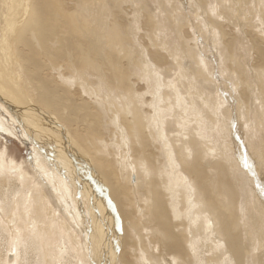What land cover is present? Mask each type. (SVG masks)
Masks as SVG:
<instances>
[{
	"label": "bare ground",
	"instance_id": "1",
	"mask_svg": "<svg viewBox=\"0 0 264 264\" xmlns=\"http://www.w3.org/2000/svg\"><path fill=\"white\" fill-rule=\"evenodd\" d=\"M127 1V0H126ZM129 2H130V0H128ZM142 1V0H141ZM146 2H147V0H145ZM196 2H202V0H195ZM236 3H237V5H235L236 6V9L234 10V11H232L231 13H235L238 17H240L241 18V16L243 15V14H246V12H247V10H250L251 8H252V5H251V3H250V0H234ZM132 2V1H131ZM142 2H144V1H142ZM146 2H144V4L146 3ZM127 2H125V0L124 1H122V0H0V91H1V94H0V106L1 107H3V108H7L8 110H7V112L6 113H8V112H11V111H14V110H12L11 109V107L13 106V105H11V103H12V101L13 100H15V101H17V102H19L20 100L25 104V105H27V107L26 108H28V109H30V110H28V111H30L31 113H32V111H35L36 109H38L37 107L36 108H34L32 105H30L29 103H30V100L28 101L27 100V98L23 95V91H25L28 95H30V97H31V99L35 102L36 100H38V102L40 103H44V104H46V106L48 107L47 109H48V111H47V113L50 111L51 113H53L54 114V112L55 113H61V111L64 109V102H62L61 103V99L64 97H62L61 98V94H60V90L59 89H61V88H59L58 89V87H57V85H52L51 83L52 82H50V79H49V77H47V75L46 74H44V71H47L48 72V70L46 69V68H49V67H45V63L43 62H40L39 60L40 59H38V61L36 60V54L37 53H40V51L42 50L41 48H37L38 49V52L36 53V50L34 49V48H36V46L34 45H32L30 42H27V41H29L30 39L32 40V38L33 39H35L34 41H37V34L36 35H34V33L32 34V36H30L29 38L27 37V35H28V31L30 30V25H29V19H30V17L32 16L33 18H36V20L39 18V21L40 22H38V27H40V30H42L43 29V31L45 30L44 29V27L46 28L48 25L47 24H45L44 23V21H46L45 19H41L40 17H41V15L43 16V15H49L48 13H52V11L54 10L53 9V7L54 8H59L58 10H60L59 11V14L62 16L63 15V13L64 12H69L68 14V17H69V21L71 20V17H70V13H71V15H72V17L74 16L75 18L77 17L76 16V14H78L79 12H81V10H83V12H85V4L87 5L86 7L89 9V8H91V10H92V8H94V9H96L97 10V8H106V6L105 5H107V6H110L111 8H116V9H119V11H120V8H124L125 6V4H126ZM133 3V2H132ZM131 3V4H132ZM139 3H141V2H139ZM138 3V4H139ZM250 3V4H249ZM89 4V5H88ZM138 4H134V5H132V6H134L135 8H136V6L135 5H138ZM143 4V3H142ZM159 4H162V2L160 1V3ZM127 5H129V4H127ZM138 6H140V4L138 5ZM127 7V6H126ZM140 7H142L141 8V10L143 9V6H140ZM139 7V8H140ZM144 7H145V9L146 10H148L149 8H150V6H149V4H147V5H144ZM161 7V6H160ZM67 9V10H65L64 11V9ZM129 8V7H128ZM173 8H175V11L174 12H176V6H173ZM52 9V10H51ZM98 9V10H99ZM129 9H131V7L129 8ZM161 9V8H160ZM64 12H63V11ZM90 10V11H91ZM132 10V9H131ZM136 10V9H135ZM138 10V9H137ZM144 10V9H143ZM151 10H152V8H151ZM177 10H178V8H177ZM55 11V10H54ZM125 11V10H124ZM124 11H122V13H124ZM133 11V10H132ZM158 11H160V10H158ZM157 11V12H158ZM162 11V10H161ZM36 12V13H35ZM152 12V11H151ZM94 13H96V12H94ZM99 13V12H98ZM133 13V12H132ZM140 13V12H139ZM156 13V12H155ZM176 13H178V15L180 14V12H176ZM55 14V13H54ZM53 14V15H54ZM58 14V15H59ZM97 14V13H96ZM95 14V15H96ZM142 14V13H141ZM140 14V15H141ZM158 14H160V12H158ZM162 14V13H161ZM242 14V15H241ZM247 14H251V12H247ZM53 15H51V16H53ZM57 15V14H56ZM124 15V14H123ZM131 15V14H130ZM135 15H137V18L136 19H138V14H135ZM149 15V14H148ZM153 16H154V14H152ZM152 15H150V16H152ZM99 16V15H98ZM143 16V15H142ZM145 16H146V14H145ZM150 17V18H153V20H154V17ZM156 16V15H155ZM160 16V15H159ZM173 16V15H172ZM187 16H188V14H187ZM59 17V16H58ZM66 17H67V15H66ZM67 17V18H68ZM82 17V16H81ZM123 17H125V16H123ZM129 17H131V16H128V18ZM45 18H46V16H45ZM48 18H49V16H48ZM64 18L65 17H62V18H60L61 20L63 19L64 20ZM75 18H73V19H75ZM111 18V17H110ZM119 18V17H118ZM127 18V17H126ZM148 18H149V16H148ZM147 18V19H148ZM189 18V17H188ZM263 18H264V14H263ZM66 19V18H65ZM81 19H83V17L81 18ZM99 19V18H98ZM98 19H96V18H93L92 17V20L90 21L91 23H96L97 22V20ZM112 19V18H111ZM146 19V18H145ZM48 20V19H47ZM51 20H52V17H51ZM57 20H59V19H55V21H57ZM62 20V21H63ZM121 20V19H120ZM119 20V21H120ZM124 20V19H123ZM122 20V21H123ZM127 20V19H126ZM125 20V21H126ZM129 20H131V19H129ZM141 20H143V19H141ZM150 20V19H149ZM152 20V19H151ZM150 20V21H151ZM190 20H192V18L190 19ZM62 21H57V24L56 25H54V27L53 28H51L52 30H53V32H51V31H49V32H47V34H45V33H43L42 35H50L51 33V35H53V33H54V30H58L59 28L62 30V28L60 27L61 26V24L59 25V23L61 22L62 23ZM67 21V20H66ZM72 21V20H71ZM71 21H70V25H72L71 24ZM99 21V20H98ZM105 21V20H104ZM118 21V22H119ZM132 21V20H131ZM130 21V22H131ZM137 21V20H136ZM139 21V20H138ZM168 21V20H167ZM176 21V20H175ZM259 21H260V18H259V20H258V23H259ZM53 22V21H52ZM59 22V23H58ZM68 22V21H67ZM74 22V21H73ZM76 22V21H75ZM73 23V28L71 29V30H69V31H71V33L69 34V35H67V38H65V39H63L61 36L62 35H64V34H60V32H55V34H54V36H52L51 38H50V41H49V36H48V44H52V42L54 41L53 39H57V40H55L54 42H53V45L52 46H54V43H56L55 45H57L59 48H61L62 49V51H61V49H59L60 50V52L59 53H57L60 57H59V60L58 61H60V59H62L63 57H62V52L64 53L65 51H67V52H70V54H73L74 52H76L75 51V49H78V48H76V45H77V43L79 42L80 43V45H79V49H78V52H77V55L79 54L80 55V57H82L83 58V60H82V63H83V65H81L80 67L82 68V67H84L85 68V65L86 66H88L89 65V67H92L93 68V66H94V64L92 65V63L91 62H88L87 60H88V57H92V58H102L101 57V54H102V52H103V50H106L104 47L105 46H102L101 44H102V41L105 39H103V36H102V32L100 31L101 29H99L100 28V26H93V27H91V26H89V28H86L87 27V25H90V24H87L86 25V27H84V26H82V28H81V30H80V32L76 29V26H78L77 24H78V22H79V20L77 21V24L76 23ZM121 22V21H120ZM119 22V23H120ZM140 23H141V21H139ZM56 23V22H55ZM54 23V24H55ZM65 23V22H64ZM80 23V22H79ZM82 23V22H81ZM112 23V22H111ZM114 23V22H113ZM127 23V22H126ZM139 23V25L141 26V24ZM160 23V22H159ZM31 24H32V22H31ZM48 24H50V26H51V23L49 22ZM66 24V23H65ZM100 24H101V22H100ZM106 24V23H105ZM132 26H134V25H136L137 24V22H136V24H134L133 25V21H132ZM142 24H143V21H142ZM144 24H146L145 22H144ZM34 25H35V23H34ZM66 25H68V24H66ZM70 25H69V27H70ZM124 25V24H123ZM138 25V24H137ZM147 25H148V23H147ZM151 25V24H150ZM155 25V24H154ZM176 25V24H175ZM196 25H198V24H196ZM49 26V27H50ZM53 26V25H52ZM103 26H105V25H103L102 24V27ZM111 26V25H110ZM117 26V25H116ZM116 26H114L113 25V27H110L111 29H110V33L111 34H109L108 35V38H106V39H108L106 42H108L109 44H112V45H114V43H121V46L122 47H124V46H126V45H124V43H125V41H127L126 39H125V41H124V39H121V38H123V37H121L122 36V34H121V27L119 28V27H116ZM121 26H122V24H121ZM125 26V25H124ZM127 26H129V24L127 25ZM131 26V27H132ZM152 26V25H151ZM162 26H163V24H162ZM224 26V25H223ZM123 27V26H122ZM131 27L129 28V30H127V31H130V29H131ZM170 27H171V25H170ZM195 27V26H194ZM222 27V26H221ZM251 27H253V26H251ZM48 28V27H47ZM65 28H66V26H65ZM124 28V27H123ZM134 28H136L135 30H137L138 28L135 26ZM151 28V27H150ZM230 28V27H229ZM228 28V29H229ZM38 29V28H37ZM36 28H35V30H37ZM64 29V28H63ZM86 29H88V30H86ZM125 29H126V27H125ZM142 29H145V28H142ZM149 29V28H148ZM153 29H155V28H153ZM161 29V28H160ZM166 29V28H165ZM34 30V29H33ZM40 30H38L39 31V33L41 32ZM47 31H48V29H46ZM46 30L44 31V32H46ZM132 30H133V28H132ZM131 30V32H133V31H135V30H133L132 31ZM146 30V29H145ZM151 30V29H150ZM169 30H170V28H169ZM220 30L221 31H219V32H221V34H222V31L223 30H225V29H221L220 28ZM248 31H246L245 32V34L246 35H250V40H251V44H252V46H254V48H255V52H256V54H257V58L259 59V56L262 58V54L264 53V40H262L261 38H256L255 37V35H253L252 33H249V29H247ZM69 31H67V32H69ZM107 31V30H106ZM109 31V30H108ZM183 32H182V34H186V28H185V30H182ZM188 31V30H187ZM225 31H227V30H225ZM229 31H231L232 32V30L231 29H229ZM233 31H234V29H233ZM259 31V33H260V30H258ZM34 32V31H33ZM36 32V31H35ZM62 32V31H61ZM77 32H79V34L82 36H79V39H78V33ZM137 32V31H136ZM154 32V31H153ZM173 32V31H172ZM36 33H38V32H36ZM76 33H77V36H76ZM138 33V32H137ZM159 33V32H158ZM158 33H156V34H158ZM170 33V32H169ZM188 33V32H187ZM127 34V33H126ZM148 34V33H147ZM154 34V33H153ZM156 34H155V36H156ZM189 34V33H188ZM230 34V32L229 33H227V35H229ZM233 33H231V36H233L232 35ZM263 34V33H262ZM31 35V34H30ZM134 35V34H133ZM132 35V36H133ZM137 35V34H136ZM172 35V34H171ZM170 35V36H171ZM225 35V37H226V34H224ZM39 36H41L40 34H39ZM76 36V37H75ZM132 36L131 37H129L128 39H131L132 38ZM135 36V35H134ZM139 36V35H138ZM169 36V35H168ZM183 37H184V35H182ZM188 36V35H187ZM186 36V37H187ZM231 36H227L226 37V40H227V38L228 37H230L231 39H232V41H234V39L233 38H235V37H231ZM239 36V35H238ZM260 36H262V35H260ZM66 37V36H65ZM104 37H107V36H104ZM141 37H142V35H141ZM148 37V36H147ZM161 37V36H160ZM189 37V36H188ZM224 37V38H225ZM247 37V36H246ZM41 38V41H42V39H43V37H40ZM39 38V39H40ZM136 38H138V37H135V39ZM143 38V37H142ZM142 38H140L139 37V39H142ZM155 38V37H154ZM166 38V37H165ZM240 38V37H239ZM38 39V40H39ZM167 39H168V37H167ZM177 39V38H176ZM247 40H248V38H246ZM53 40V41H52ZM120 40H122V41H120ZM131 40H134V38L133 39H131ZM130 40V41H131ZM148 40H151V39H149L148 38ZM185 40H187V38H185ZM225 40V39H224ZM225 40V41H226ZM25 41V42H24ZM137 42H139V41H141V40H136ZM152 41H157V40H152ZM163 41H165V40H163ZM167 41V40H166ZM165 41V42H166ZM175 41V40H174ZM173 41V42H174ZM182 41V40H181ZM225 41H224V43H223V41H222V43H223V45H225ZM229 41V40H228ZM231 41V43L233 44V42ZM24 42V43H23ZM29 44V53H30V56H28V54H26V52L23 50V46H26V44L27 43ZM43 42V41H42ZM124 42V43H123ZM131 42H133V41H131ZM135 42V41H134ZM133 42V43H134ZM144 42H145V39H144ZM33 43V42H32ZM141 43V42H140ZM140 43H139V45H140ZM146 43V42H145ZM154 43V42H153ZM164 43V42H163ZM167 43V42H166ZM169 43V42H168ZM229 43V42H228ZM230 43V44H231ZM23 44H25V45H23ZM43 44H44V46L43 47H48L47 46V44L46 43H44L43 42ZM42 44V45H43ZM138 44V43H137ZM142 44H143V42H142ZM142 44H141V46H139V47H142V49L141 50H143L144 48H146V46L145 47H143L142 46ZM152 43H151V41H150V45H148L147 47H150V48H152V46H153V44L151 45ZM181 44V42L179 43V45ZM183 44V43H182ZM226 44H227V41H226ZM249 43H247V45H248ZM118 45V44H117ZM120 45V44H119ZM135 45V44H134ZM144 45V44H143ZM155 45V44H154ZM165 45V44H164ZM38 47H39V45H37ZM136 46V45H135ZM138 46V45H137ZM156 46V45H155ZM182 46V45H181ZM184 46V45H183ZM27 47V46H26ZM40 47H42V46H40ZM112 47H114V46H112ZM118 47H120V46H118ZM154 47V46H153ZM164 47V46H163ZM162 47V48H163ZM232 47V46H231ZM116 48V47H115ZM130 48V47H129ZM157 49L159 48V47H156ZM156 48H153L154 49V52H155V49ZM181 48V47H180ZM252 48V47H251ZM253 48V49H254ZM25 49V48H24ZM28 49V48H27ZM26 49V50H27ZM107 49H111V48H107ZM147 49V48H146ZM156 49V51H158ZM165 48H163V50H164ZM182 49V48H181ZM180 49V51L181 52H183V50H181ZM184 49V48H183ZM227 50H228V48H226ZM252 49V50H253ZM46 49H44L43 51H45ZM48 50H49V48H48ZM48 50H46V51H48ZM51 50V49H50ZM49 50V51H50ZM112 50V49H111ZM111 50H110V52H111ZM116 50V49H115ZM123 50H124V48H123ZM150 50H152V49H150ZM163 50L161 51V47H160V51L161 52H163ZM171 50V49H170ZM42 51V52H43ZM45 51V52H46ZM122 51V50H121ZM140 51V50H139ZM139 51H137V52H139ZM146 51V50H145ZM153 51V50H152ZM168 51V52H167ZM44 52V54L43 53H41V55L43 54V56L44 55H47V57L46 58H48V53L46 54ZM67 52H66V54H67ZM119 52V51H118ZM124 52V51H123ZM122 52V53H123ZM140 52H143V51H140ZM148 52H150V51H148ZM166 52L167 53H170V51H169V49L167 50L166 49ZM166 52H164L163 53V55L166 53ZM51 53V52H50ZM156 53V52H155ZM54 54V53H53ZM61 54V55H60ZM65 54V53H64ZM117 54V53H116ZM116 54L114 55V51H113V58H108V60H106L105 62H107V61H109V64H110V66H113V70H114V67H115V65H117L116 67L119 69V70H122V69H120V67H122V63H123V58L121 59V58H118V57H116ZM126 54V53H125ZM150 54H151V52H150ZM154 54V53H153ZM172 54V53H171ZM184 54H186V52L184 53ZM220 54H222V52H220ZM245 54V53H244ZM250 54V53H249ZM252 54L254 55L255 53H253V51H252ZM255 54V55H256ZM51 55V54H50ZM76 55V56H77ZM120 54H117V56H119ZM142 55H144V54H142ZM142 55H141V58H142ZM159 56H158V58L161 56V54L159 53L158 54ZM240 55V54H239ZM247 55V54H246ZM245 55V56H246ZM38 56V55H37ZM40 56V55H39ZM53 56V55H52ZM51 56V57H52ZM54 56H56V57H58L56 54L54 55ZM109 56V55H108ZM126 56V55H125ZM144 56H146V55H144ZM168 56V55H167ZM182 56H184V55H182ZM186 56V55H185ZM226 56V55H225ZM248 56V55H247ZM55 57V60L57 61V58ZM148 57V55L145 57V58H147ZM174 57V56H173ZM222 57L224 58V56H223V54H222ZM40 58H41V56H40ZM50 58V57H49ZM117 58V59H116ZM138 58H140V57H138ZM149 58H151V57H149ZM156 56L154 57V61L153 62H157V64L158 65H161V63H160V60L161 61H163L164 59H163V57H161V59L159 58L158 59ZM169 58V57H168ZM177 58V57H176ZM251 58H252V56H251ZM260 58V59H261ZM51 59V58H50ZM50 59H48L47 61H49ZM53 59V58H52ZM64 59V58H63ZM62 59V60H63ZM73 59V58H72ZM133 59V58H132ZM131 59V60H132ZM142 59H144V57L142 58ZM163 59V60H162ZM170 59V58H169ZM182 59V58H181ZM238 59V58H237ZM240 59H242V58H240ZM249 59V58H248ZM257 59V60H258ZM46 60V59H45ZM78 60V59H77ZM77 60H76V63H77ZM97 60V59H96ZM101 60V59H100ZM125 60H126V58H125ZM137 60V59H136ZM146 60V59H145ZM152 60V59H151ZM167 58H166V54H165V62H167ZM179 60V59H178ZM206 60V59H205ZM223 60V59H222ZM226 60V59H225ZM256 60V59H255ZM52 61H54V60H52ZM55 61V62H56ZM67 61V60H66ZM79 61V60H78ZM99 61V60H98ZM127 61V60H126ZM142 61V60H141ZM176 61V60H175ZM183 60H181V62H182ZM228 61V60H227ZM240 61V60H239ZM244 61H247L246 59H244ZM260 61V60H259ZM259 61H254V59H253V62L254 63H256L257 64V62H259ZM104 62V61H103ZM104 62V63H105ZM125 62V61H124ZM132 62V61H131ZM137 62H138V60H137ZM147 64H148V62L147 61H145ZM144 62V63H145ZM150 62V61H149ZM152 62V61H151ZM152 62V63H153ZM168 62H169V60H168ZM170 62H172L171 61V59H170ZM241 62V61H240ZM251 62H252V60H251ZM252 62V63H253ZM42 63V64H41ZM52 63V62H51ZM57 63V62H56ZM75 63V64H76ZM139 63V62H138ZM148 64V65H152L153 66V64ZM164 63V62H163ZM162 63V65H164V64H166V65H168V64H171V63H164L163 64ZM221 63V62H220ZM242 64H243V62H241ZM251 63V64H252ZM253 63V64H254ZM261 63L262 64H264V57L261 59V62H260V64L258 63L257 65H256V67H260V65H261ZM55 64V63H54ZM78 64H79V62H78ZM88 64V65H87ZM123 64H125V63H123ZM157 64L156 65H154L156 68L158 67L157 66ZM180 64V63H179ZM249 64H250V62H249ZM251 64H250V66H248L249 68H250V70H251ZM252 64V65H253ZM49 65H51L50 63H49ZM48 65V66H49ZM63 65V64H62ZM96 65V64H95ZM145 65V64H144ZM161 65V66H162ZM187 65V64H186ZM222 65H224V66H226V64H222ZM255 65V64H254ZM253 65V67L254 68H256L255 66ZM47 66V65H46ZM52 66V65H51ZM54 66V65H53ZM52 66V67H53ZM127 66V65H126ZM129 66V65H128ZM127 66V67H128ZM147 65H145V67H146ZM151 66V67H152ZM154 66L152 67L153 68V72L155 71V68H154ZM171 66H172V64H171ZM181 66V65H180ZM188 66V65H187ZM244 66V65H243ZM264 66V65H263ZM55 67V66H54ZM72 67V66H71ZM101 67V66H100ZM100 67H98V69H100V71H101V68ZM131 67H133V66H131ZM150 67V66H149ZM149 67H147L148 69H149ZM164 67V66H163ZM167 67V66H166ZM203 67V66H202ZM227 67H229V64H228V66ZM247 67V68H248ZM64 68H66V67H64ZM63 68V69H64ZM67 68H68V66H67ZM73 68V67H72ZM165 68V67H164ZM172 68V67H171ZM178 68V67H177ZM187 67L185 66V68L184 69H186ZM204 68H205V66H204ZM226 68V67H225ZM230 68V67H229ZM245 67H243V69H244ZM261 68H263V67H261ZM86 69H88L89 70V68L88 67H86ZM91 69V68H90ZM126 69H129V68H126ZM147 69V70H148ZM168 69H169V67H168ZM228 68H226L225 70H227ZM253 69V68H252ZM50 70V69H49ZM58 70H61V68L60 67H56V69L54 68V69H52V72L56 75V77L58 78V80L60 81V83L62 84V87L64 86L67 90H65V91H62V92H66L67 91V93H69V91H70V88H75V87H73V84L71 83V82H73V80L72 79H68V78H65L64 76H61L63 73H62V70H61V75H60V71H58ZM70 70V69H69ZM85 70V69H84ZM87 70V71H88ZM96 70V68L94 67V70L93 71H95ZM159 70V72H160V69H159V67L156 69V71H158ZM161 70H163V69H161ZM179 70H181V69H179ZM183 70V69H182ZM182 70L179 72L178 71V73H176V74H183L182 73ZM76 71V70H75ZM86 71V70H85ZM84 71V72H85ZM115 71V70H114ZM131 71V70H130ZM140 71H142V70H140ZM169 71V70H168ZM185 71V73H186V76H187V72H186V70H184ZM183 71V72H184ZM227 71H230V69L229 70H227ZM255 71H257L256 69H255ZM90 72V71H89ZM102 72V71H101ZM116 72V71H115ZM134 72V71H133ZM143 72V71H142ZM153 72H151L150 71V73H153ZM159 72H158V74L156 75V73L154 72V74L156 75V77L159 75ZM165 72V71H164ZM172 72H173V70H172ZM172 72H170L171 74H172ZM205 72H206V70H205ZM225 72V71H224ZM264 72V69L262 70V73ZM22 73L24 74V75H22ZM117 73V72H116ZM149 73V72H148ZM147 73V74H148ZM163 73V71L161 72V74ZM174 73V72H173ZM222 73H223V70H222ZM246 73V72H245ZM253 73V72H252ZM257 73V72H256ZM259 73V72H258ZM261 73V74H262ZM51 74V73H50ZM67 74H69V73H67ZM91 74V73H90ZM101 74V73H100ZM100 74H98V76L100 75ZM119 74V73H118ZM144 74V72L141 74V75H143ZM147 74H145V76L147 75ZM179 74V75H180ZM190 74V72H188V76H190L189 75ZM192 74V73H191ZM260 74V75H261ZM165 75V74H164ZM169 75V74H168ZM208 75H209V73H208ZM224 75V74H223ZM227 75H228V73H227ZM232 75V74H231ZM248 75H250L249 73H248ZM259 75V76H260ZM135 76V75H134ZM144 76V77H145ZM150 76H151V74L149 75V76H147V78L149 77L150 78ZM153 76V75H152ZM162 76H163V74H162ZM161 76V78H164V76L162 77ZM176 77H177V75H175ZM174 76V74L171 76L173 79L172 80H174L175 77ZM183 76H185V74H183ZM192 76V75H191ZM210 76V75H209ZM209 76H208V78H209ZM212 76V75H211ZM221 76H222V74H221ZM245 77H246V75H244ZM253 76V75H252ZM258 76V77H259ZM120 78H121V82H120V84L123 82V80H125L124 79V77L123 76H119ZM140 77H142V76H140ZM153 77H155V76H153ZM167 77H170V76H167ZM197 77V76H196ZM225 77H228V76H226V74H225ZM250 77V76H249ZM257 77V78H258ZM52 78H54V77H52ZM117 78V77H116ZM119 78V79H120ZM125 78H126V74H125ZM135 78H136V76H135ZM138 78V77H137ZM166 78V77H165ZM164 78V79H165ZM182 79V76L180 75V77L178 78V79ZM185 78V77H184ZM243 78V77H242ZM263 78V77H262ZM97 79V78H96ZM146 79V78H145ZM151 79V78H150ZM153 79H155V78H153ZM166 79H169V78H166ZM165 79V80H166ZM177 79V78H176ZM191 79H193L192 77H191ZM207 79V78H206ZM205 79V80H206ZM210 79V78H209ZM218 79H220V78H218ZM226 79V78H225ZM229 79V78H228ZM228 79L226 80V83H228L227 81H228ZM234 79V78H233ZM245 79V82L246 81H248L246 78H244ZM244 79H241V80H243L244 81ZM252 79V78H251ZM30 80V81H29ZM136 80V79H135ZM140 80V79H139ZM147 80V79H146ZM149 80V79H148ZM158 80V79H157ZM164 80V81H165ZM183 80V79H182ZM181 80V82H183ZM185 80H187L186 81V84L188 85V83L187 82H189L190 83V78L188 79H186L185 78ZM194 80V79H193ZM211 80V79H210ZM231 80V79H230ZM250 80V79H249ZM253 80V79H252ZM254 80H255V78H254ZM253 80V81H254ZM15 81H17V83L15 82ZM20 81H21V83H20ZM78 81V80H77ZM127 81V80H126ZM136 81H138V79L136 80ZM143 81H144V79H143ZM143 81H141V82H143ZM150 81V80H149ZM149 81H148V83H149ZM155 82H156V80H154ZM159 81H160V79L158 80V83H159ZM175 81V80H174ZM173 81V83H175L176 84V82H174ZM195 81H197L196 79H195ZM194 81V82H195ZM209 81V80H208ZM31 82V83H30ZM96 82V81H95ZM118 82V83H119ZM128 82V81H127ZM138 82H140V81H138ZM147 82V81H146ZM145 81H144V83H146ZM153 81H151V83H152ZM155 82H153L152 84H154ZM169 82L171 83L172 81H170L169 80ZM180 82V81H179ZM193 82V83H194ZM205 82V81H204ZM214 82V81H213ZM212 81L210 82V83H213ZM67 83H70L69 84V86H71V87H69L68 86V84ZM126 83V82H125ZM167 83H168V81H167ZM172 83V84H173ZM220 83H222V82H220ZM230 83V82H229ZM237 83H238V81H237ZM237 83H236V85H237ZM249 83V82H248ZM254 83H255V81H254ZM253 82H252V85L254 84ZM128 84V83H127ZM133 86H135L134 84H137V83H131ZM172 84H170L173 88L175 87H177L178 85H172ZM178 84V83H177ZM184 84H185V81H184ZM239 84V83H238ZM245 84V83H244ZM260 84V86H261V83H258V85ZM264 84V83H263ZM114 85V84H113ZM124 85H126V84H124ZM123 85V86H124ZM142 85H143V83H142ZM151 85V84H150ZM155 85H156V83H155ZM159 84H157L155 87L156 88H158L157 86H158ZM186 85V86H187ZM211 85V84H210ZM218 85V84H217ZM229 85V84H228ZM242 85V84H241ZM255 85H257V84H255ZM22 86H24V87H22ZM122 86V85H121ZM129 85H127V87H128ZM131 86V85H130ZM147 86V85H146ZM145 86V87H146ZM162 86V83H160V89L163 87H161ZM170 86V87H171ZM182 85H180V87H181ZM191 86H192V84L189 86L188 85V87H190L191 88ZM194 86V85H193ZM192 86V87H193ZM221 86H222V84H221ZM225 86V87H224ZM223 87H224V90H222L221 89V87H220V89H221V91H224V93L227 95V97H228V99H229V95H230V93H229V89L231 88L230 86L231 85H229L228 87H230L229 89H228V87H227V85L225 84ZM260 86H257V89H258V87H260ZM61 87V86H60ZM150 87V86H149ZM154 87V86H153ZM152 87V88H153ZM170 87H168V88H165V92H168L167 91V89L169 90L170 89ZM171 87V92H169V94L170 93H172L173 91V88ZM179 87V86H178ZM198 87V86H197ZM234 87V86H233ZM238 87V86H237ZM236 86H235V88H237ZM242 87V86H241ZM245 87L246 86H244V89H245ZM253 87H255V86H253ZM137 88V87H136ZM135 88V89H136ZM156 88L155 89H153V90H155V92H156ZM204 88V87H203ZM218 88H219V86H218ZM218 88H216L218 91H220ZM235 88H233V90L235 89ZM261 88H263L262 86L260 87V89ZM26 89H28L29 91H27ZM81 89V88H80ZM108 89V88H107ZM114 89V88H113ZM125 89H126V87H125ZM133 89V88H132ZM145 89H148V88H145ZM160 89H159V91H160ZM181 89H183V91H185V92H187L186 94L189 96L190 95V99L189 100H192L191 98L193 97V96H191L192 94H193V92H195V91H193V89L192 90H190L191 92V94H189L188 93V89L187 90H184L185 88H181ZM211 89V88H210ZM215 89V90H216ZM228 89V90H227ZM240 89V88H239ZM248 89V88H247ZM254 89V88H253ZM264 89V88H263ZM263 89H262V91L261 92H263ZM62 90H64V89H62ZM150 90H151V87H150ZM158 90V89H157ZM174 90H180V88L179 89H174ZM198 90H200V89H198ZM198 90H197V92H198ZM209 90V89H208ZM208 90L206 89L205 90V92L207 91V94H209V95H206V96H210V94L211 93H208ZM213 90H214V88H213ZM212 90V91H213ZM236 90V89H235ZM234 90V91H235ZM250 91H251V88L249 89ZM249 90H247L246 92H248ZM254 90H256V89H254ZM60 91V92H59ZM119 91V90H118ZM117 91V92H118ZM120 91H122V90H120ZM147 91V90H146ZM145 90H143V91H141V95H143V93L145 92V93H147ZM159 91H157V92H159ZM183 91H181L180 92V94L183 92ZM202 91H204V89L202 90ZM201 91V92H202ZM239 91V90H238ZM244 91V90H243ZM243 91H241V93L243 92ZM249 91V92H250ZM260 91V90H259ZM128 92V91H127ZM135 92V91H134ZM133 92V93H134ZM136 92H137V90H136ZM136 92H135V95H137L136 94ZM162 92V93H161ZM160 93H161V95L163 94V91H161ZM175 92V91H174ZM177 92H179V91H177ZM176 92V93H177ZM204 92V93H205ZM210 92H211V90H210ZM231 92V91H230ZM233 92V91H232ZM236 92V91H235ZM234 92V93H235ZM245 92V93H246ZM256 92V91H255ZM3 93V94H2ZM126 93V92H125ZM138 93H140V92H138ZM144 93V95L146 96V95H149L150 93H147V94H145ZM151 93H153V92H151ZM199 93V92H198ZM203 93V92H202ZM202 93H200V94H202ZM214 93H215V91H214ZM223 93V92H222ZM88 94H90V93H88ZM154 94V93H153ZM152 94V95H153ZM157 94V93H156ZM159 94V93H158ZM164 94H166V93H164ZM168 94V93H167ZM179 94V93H178ZM178 94H176L175 95V93H172V95H175V96H177ZM194 94H196V92L194 93ZM200 94H197V95H199L200 96ZM216 94L220 97V95L218 94V93H215V95H213V97L214 96H216ZM220 94H221V92H220ZM229 94V95H228ZM253 94L254 93H251V96L253 97V99L256 97H254L253 96ZM70 95V94H69ZM131 95H134V94H131ZM141 95H139L140 96V98H141ZM143 95V97H145ZM155 95V94H154ZM182 96H183V93L181 94ZM196 95V96H197ZM212 95V94H211ZM231 95H232V93H231ZM234 96H236L235 94H233ZM244 95V94H243ZM249 95V94H248ZM115 96V95H114ZM138 96V95H137ZM136 96V97H137ZM138 96V97H139ZM155 96H157V95H155ZM168 96V95H167ZM174 96V97H175ZM188 96H183V99H184V97H188ZM195 96V95H194ZM199 96H197V97H199ZM202 96V95H201ZM200 96V99L202 98ZM225 95H223V97H224ZM233 96V97H234ZM247 96V95H246ZM250 96V95H249ZM135 96H133V99L136 101V102H138L139 100V98L138 99H135L136 98ZM148 97V96H147ZM172 97V96H171ZM195 98V101H194V103L193 104H197L198 103V101H197V103H195L196 102V99H198V98ZM212 97V96H211ZM212 97V98H213ZM218 97V98H219ZM222 97V96H221ZM220 97V98H221ZM226 97V96H225ZM231 97V96H230ZM66 98V97H65ZM69 98V97H68ZM149 98H152V96L150 95L149 96ZM157 98H158V96H157ZM159 98H160V96H159ZM164 98H166V99H168L166 96H164ZM176 98V97H175ZM178 98H179V101H181L180 99H182V97H179V95H178ZM194 98V97H193ZM205 98V97H204ZM215 98V97H214ZM216 98H217V96H216ZM215 98V100H213L212 102H211V104L212 103H215V101L217 100H219V99H216ZM236 98H239L238 97V95L234 98V100L236 99ZM241 98H243V96L242 97H240V99ZM246 98V97H245ZM244 98V99H245ZM72 99V98H71ZM165 99V100H166ZM174 99V98H173ZM183 99H182V101H181V103L183 102ZM186 99V98H185ZM208 99V98H207ZM210 99V98H209ZM209 99H208V101H209ZM222 99V98H221ZM224 99V98H223ZM222 99V100H223ZM227 99V100H228ZM230 99H233L232 97L230 98ZM258 99V98H257ZM263 99H264V97H263ZM8 100H12L11 101V103H9V101ZM64 100V99H63ZM72 100H74V99H72ZM71 100V102H72V107H74V105H76L77 103H74L73 101ZM138 100V101H137ZM156 100V99H155ZM154 100V101H155ZM161 100H163V99H161ZM161 100H156V102H154L153 101V98H152V100H147V101H152V102H146V97H145V102L147 103V104H143L144 105V107H145V105H146V108L147 109H145V108H143V109H145V110H148V111H145V110H143L142 112H137V110H134V109H136L135 108V105H134V109L131 111L132 113H131V115L133 116V120H136V121H138V119H140V122H138L137 123V126H138V129L140 130L141 129V132L139 131V139L141 140V143L138 141V144L140 143V145H141V147L140 148H142V149H140V150H142L143 151V153H141V156H142V154H143V156H142V158L140 159V161H139V166L141 165V161L143 160V165L148 169V170H144L143 168V170L144 171H147L148 172V174H147V177L146 178H148L147 179V183H146V181H145V183L144 182H142V180H141V182L140 183H144V184H148V186H149V188H148V191H147V189L145 188V187H143L144 189H146V194H149L150 193V197H152V200H153V204L155 205V210L153 211L151 208V211H153L152 213H153V220L151 219V221H153V222H151L149 219H147L148 217H146V219L148 220V221H150L152 224L154 223V225L156 224L157 226H158V228L160 229V233H159V239L160 240H158V238H157V235H158V233L156 234V239L154 240V244L156 243H159V244H157V246L159 247L158 248V250L160 249V250H165L164 252H162V253H160L159 254V251L154 255L155 256V259H156V261L154 260V262H155V264H194V263H197L198 262V259H196L197 257H196V255L199 253L198 251H197V249H198V247L196 246V244L197 243H199V242H197L195 239V237H194V235L197 233V230H195L194 228H195V221H196V219L198 218V217H196L195 215V221H194V218H193V210H192V206H193V204H191V200L190 201H188V203L187 204H189V206H191V207H188L187 209H186V211H184V209H182V206L179 208L178 206H177V203L179 202V199L178 198H180L179 196L181 195V197L184 195V194H186V193H183V195H182V193L180 192V191H182V190H184V189H187L186 191H188L187 192V194H191L192 196H195L194 194L196 193V195L197 194H199V193H197V190H199V192H201L200 194H202L203 196H205L204 197V199L205 200H203L202 198H201V195H199V197L202 199V201H201V203L200 202H197L199 205V207H201V208H199L198 210L199 211H201L200 209H202V211H204V208L205 207H208V206H206V205H208L209 204V207H211V208H207L208 209V212H207V216H203V215H205V214H203V212L201 211V214H198V215H202L203 217H202V224H205V223H208V220H209V222H213V224H214V227H215V229H217V231H219L220 230V233L218 232V234L220 235L219 237H221V240H222V243H223V245L222 246H224V252H225V255H227V257H226V263H228V257L230 258V260L232 261L231 263H234V264H264V122H262V120L261 119H263V116H260V114L259 115H257L256 117H255V122H256V125H257V127H258V133H259V136H255L254 137V139L252 138V140H251V142H250V140L248 139H245V140H241L242 142L241 143H243L244 142V147L243 148H245V151L244 152H242V155H240V153L241 152H239L238 151V153H239V155L242 157L243 156V160L244 161H242L241 160V162L243 163L244 162V164L245 165H243V166H245L244 168H237V167H231L230 166V163H229V160H227V159H225V156H224V154H225V151H224V153L223 152H220V151H222V149L220 148V151H219V155L221 154V156H222V153H223V156L224 157H221V158H224L225 160H226V162H227V166H225L224 167V165L222 164L223 162H224V160H223V162L221 163V164H218L217 162L218 161H220V159H216V162L214 161V164L213 163H211V165H209V161L207 160L208 158H206V160L207 161H205L204 162V158L206 157L205 156V154H203V155H201L200 156V154H199V150L198 151H196L195 149V147H197V145H199L198 143H196V141L195 140H191V141H189L188 143V145H189V148H191L192 147V149H190V151H188V153H183L182 152V155H184L183 156V158L181 159V157L179 156V155H177V156H179V158H180V160H182V161H184V162H182L181 163V161L179 160H177L176 162H177V164H178V162H179V164L181 163L182 164V166L180 165L179 167H181L180 169H182V173L184 174V175H182L181 174V170H179V167H178V165H176L175 166V162H172V159H171V157H170V155H169V153H168V147L167 146H169L170 147V145H171V143L169 144V142L170 141H167L168 139L167 138H165L164 137V130L162 129V127H164V129L166 130V133H168L170 130H167L168 129V127H169V124H168V127H166V125H165V123H164V126H163V120L166 118V117H168V114H167V116H166V112H167V110H168V113L172 110L171 108H170V111H169V108L167 107V105L165 106L164 104H160V102H161ZM171 100V99H170ZM175 100V99H174ZM178 100V99H177ZM199 100V99H198ZM203 100V99H202ZM222 100H220V105H222ZM234 100H232V101H234ZM237 100V99H236ZM4 101H6L5 103H4ZM7 101H8V103H7ZM33 101H31V102H33ZM66 101H68V99L66 100ZM118 101V100H117ZM126 101V100H125ZM144 101V99L142 100L141 99V102H143ZM160 101V102H159ZM173 100H171V102H172ZM176 101V100H175ZM179 101L177 102V103H179ZM185 101H187V102H185V104L187 105V108L190 106V103L188 102V100H185ZM206 101V100H205ZM207 101V102H208ZM223 101H225V103H226V100H223ZM230 101V100H229ZM253 101V100H252ZM251 101V103H255V101L254 102H252ZM82 102V101H81ZM120 102H121V100H120ZM134 102V101H133ZM140 102V101H139ZM138 102V103H139ZM139 103V105H141L142 103ZM154 102V103H153ZM170 101H169V107H170V103H171ZM202 102V101H201ZM207 102H204V104L203 105H205V104H207ZM217 102V103H218ZM231 102V101H230ZM236 102V101H235ZM235 102H233V108H234V110H235ZM248 103L250 102V99L248 98V101H247ZM16 103V102H15ZM14 103V101H13V104H15ZM36 103H37V101H36ZM67 103V102H66ZM94 103H96V102H94ZM93 103V104H94ZM135 103V102H134ZM137 103V104H138ZM144 103V102H143ZM162 103H164V102H162ZM166 103H168V102H166ZM180 103V104H181ZM188 103H189V106H188ZM216 103V104H217ZM225 103H223V105L225 104ZM232 103V102H231ZM250 103V104H251ZM32 104V103H31ZM68 104V103H67ZM82 104V105H81ZM79 103V105H78V107H82V108H84L83 107V105L85 104V102H83V103ZM91 104H92V102H91ZM100 104V103H99ZM110 104V103H109ZM117 104V103H116ZM184 103H182V105H183ZM209 104V103H208ZM211 104H209L210 106H211ZM215 104V106H218V105H216ZM230 104V103H229ZM228 104V105H229ZM247 104V103H246ZM250 104H247V105H249V107L251 106ZM10 105H11V107H10ZM30 105V106H29ZM38 105H40V104H38ZM96 105V104H95ZM139 105H137L138 106V109H139V111H141V108H139ZM174 105L176 106L177 104H176V102L174 103ZM181 105V106H182ZM198 105V104H197ZM209 105H206V106H209ZM221 106L220 108H221V110H222V108L224 107V106ZM227 105V103L225 104V106ZM246 105V106H247ZM254 105V104H253ZM41 106H43V107H45L44 105H41ZM88 106H90V105H88ZM87 106V107H88ZM98 106V105H97ZM96 106V107H97ZM101 106H102V104H101ZM104 106V105H103ZM107 106V105H106ZM117 106V105H116ZM136 106V107H137ZM178 106V105H177ZM176 106V108H178ZM180 106V105H179ZM200 106V105H199ZM199 106H194L195 108L197 107V109H196V111H198V109H200V107ZM212 106H214V104L212 105ZM239 106H240V104H239ZM245 106V107H246ZM31 107V108H30ZM71 106H70V104H68V106H67V109L64 111H62V113L63 114H61V115H59V114H57L56 116H60V117H56L57 118V120H59V128H61V126L62 127H64V128H68V130L70 131H72L73 133H75L76 131H74L73 129H72V123H71V121H73L74 122V120L73 119H71V118H73V117H71L70 116V114L68 115H66L65 113L66 112H68L69 113V111L70 110H72L74 113H75V110H73V109H71L72 108ZM93 107V106H92ZM109 107H111V106H109ZM115 107V106H114ZM119 107V106H118ZM141 107H143V106H141ZM172 107V106H171ZM184 107V109H187L186 108V106L184 105L183 106ZM193 108V106H190V108ZM203 107H205V106H203ZM219 107V106H218ZM218 107H216L217 109H220V108H218ZM237 107V106H236ZM248 107V106H247ZM248 107V108H249ZM254 107V106H253ZM256 107V106H255ZM254 107V108H255ZM24 108H25V106H24ZM34 109V110H32L31 111V109ZM75 108V107H74ZM77 108V107H76ZM75 108V109H76ZM99 108V107H98ZM106 108V107H105ZM121 108H123V107H121ZM173 108V107H172ZM176 108H174V109H176ZM180 108H182V107H180ZM180 108H178L177 109V111H176V113L178 112V110L180 109ZM190 109V111L191 110H194L195 111V109ZM207 108V107H206ZM206 108H202V109H206ZM209 108V107H208ZM211 108V107H210ZM210 108L207 110V111H209L210 110ZM215 108V109H216ZM226 108V107H225ZM224 108V109H225ZM228 108V107H227ZM226 108V110H228ZM240 108V107H239ZM238 107H237V109H239ZM241 108H243L242 106H241ZM251 108V107H250ZM259 108H261V107H259ZM263 108V107H262ZM45 109V108H44ZM85 109H87L88 110V108H85ZM85 109H81L82 111H84ZM102 109L104 110V108L102 107ZM113 109V108H112ZM120 109V108H119ZM118 109V110H119ZM202 109H201V111H202ZM214 109V108H213ZM244 109H246V108H244ZM264 109V108H263ZM2 110V109H1ZM5 110V109H4ZM3 110V111H4ZM18 110H19V108H18ZM18 110L16 111L17 113H18ZM23 110V109H22ZM25 110V109H24ZM38 110H40V109H38ZM101 110V109H100ZM122 110V109H121ZM181 110V109H180ZM212 110V109H211ZM230 110H231V105H230ZM234 110L232 109V111H233V113L232 114H234V113H236V112H234ZM250 110V109H249ZM249 110L247 111V114L245 115V116H247L248 115V112H249ZM255 110V109H254ZM254 110H253V113H256V111L254 112ZM19 111H21V110H19ZM70 112L71 114L73 113V112ZM115 111V110H114ZM148 112V115L146 114H143V112ZM166 111V112H165ZM186 111V110H185ZM190 111H187V112H189L190 113ZM204 111V110H203ZM206 111V112H207ZM213 111H215V110H213ZM236 111H238V110H236ZM240 112H237L238 114L239 113H242L243 112V110L241 109V110H239ZM242 111V112H241ZM246 111V110H245ZM39 113L41 112V110L40 111H38ZM37 112V113H38ZM85 112H87V111H85ZM90 112V111H89ZM101 112H102V110H101ZM104 112V111H103ZM102 112V113H103ZM173 112V111H172ZM184 112V110H182V112L181 111H179L178 113H183ZM187 112H185V113H187ZM198 112H200V111H198ZM197 112V113H198ZM205 112V113H206ZM218 112V111H217ZM221 112V111H220ZM231 112V111H230ZM229 112V110H228V113H230ZM20 113V112H19ZM23 113V112H22ZM34 113V112H33ZM42 113V112H41ZM94 113V112H93ZM116 113V112H115ZM114 113V114H115ZM126 113H127V111H126ZM171 113V112H170ZM169 113V114H170ZM176 113H174V114H176ZM177 113V114H178ZM189 113H187L188 115H189V120H190V117H191V115L189 114ZM195 112H193V114H192V117L194 116L195 118H197L196 117V115L194 114ZM196 113V114H197ZM201 113V112H200ZM211 113H212V111H211ZM213 113H215V112H213ZM222 113H225V114H227L225 111L223 112L222 111ZM222 113H221V115H220V117L222 116V118L224 117V116H226V115H222ZM252 113V114H253ZM11 114H12V112H11ZM48 114H50V113H48ZM105 114V113H104ZM124 114V113H123ZM176 114V115H177ZM202 114V113H201ZM201 114H198V115H201ZM207 114H209L208 112L205 114L206 116L205 117H209L210 118V115L211 114H209V116H207ZM216 115L215 116H219V115H217V113H215ZM219 114V113H218ZM243 114V113H242ZM251 114V113H250ZM258 114V113H257ZM21 115V114H20ZM22 115H24V114H22ZM26 115V114H25ZM33 115V114H32ZM39 115V114H38ZM43 117H44V113H42L41 114ZM50 115H52V114H50ZM55 115V114H54ZM73 115V114H72ZM75 115L77 116V113H75ZM81 115V114H80ZM89 115H90V113H89ZM106 115V114H105ZM117 115V113L115 114V116ZM171 115H172V113L170 114V117H171ZM175 115V116H176ZM185 115V114H184ZM183 114H182V116L183 117H185ZM188 115L186 116V117H188ZM213 115V114H212ZM228 115V117H229V115L230 114H227ZM236 115V114H235ZM241 115V114H240ZM11 116V115H10ZM34 116V115H33ZM49 116V115H48ZM75 116V117H76ZM85 116H87V114L85 115ZM91 116V115H90ZM104 116V115H103ZM110 116V115H109ZM108 116V117H109ZM118 116V115H117ZM172 116H174V115H172ZM174 116V117H175ZM202 116V115H201ZM203 116H204V114H203ZM215 116H214V118H215ZM243 116V115H242ZM242 116H241V118H242ZM244 116V117H245ZM12 117H14V115L12 114ZM18 118H19V115L17 116ZM16 117V118H17ZM26 117V116H25ZM37 117V116H36ZM92 117V116H91ZM100 117V116H99ZM113 117V116H112ZM120 117V116H119ZM130 117V116H129ZM145 117V118H144ZM173 117V118H174ZM177 117H178V115H177ZM179 117H181V115L179 114ZM193 117V118H194ZM212 117V116H211ZM220 117H218V120L220 119ZM230 117H232V116H230ZM229 117V118H230ZM233 117H234V120H235V116L233 115ZM237 117H239L238 115H237ZM16 118L14 117L13 119H15L16 120ZM23 118H24V116L22 117V120H23ZM31 118H32V116H31ZM35 117H33L32 119H34ZM46 118H47V114H46ZM49 118V117H48ZM50 118H52V120L53 121H51L50 119H48V120H50L51 121V123L52 122H54L55 124L57 123V120H56V118H55V120H54V116L53 117H51L50 116ZM84 118H86V117H84ZM83 118V119H84ZM88 118H90V117H88ZM92 118H94V117H92ZM91 118V119H92ZM126 118V117H125ZM131 118V117H130ZM204 118V117H200L199 119L200 120H202V119ZM225 118V117H224ZM223 118V119H224ZM247 118V117H246ZM251 118H252V116H251ZM10 119V118H9ZM26 119V118H25ZM30 119V118H29ZM31 119V120H32ZM36 119V118H35ZM41 119V118H40ZM97 119V118H96ZM96 119H95V121H96ZM112 119V118H111ZM168 119V118H167ZM180 119H182V118H180ZM198 119V120H199ZM213 119V118H212ZM217 119V118H216ZM222 119V122H220V123H222V125L225 123L226 124V122H224L223 123V121H226V120H223ZM225 119H227V118H225ZM232 119V118H231ZM240 119V118H239ZM244 119V118H243ZM248 119H250V115H249V117H248ZM37 120H39V119H37ZM47 120V119H46ZM45 120V118H44V122L46 121ZM78 119H76V121H77ZM90 120V119H89ZM100 120V119H99ZM114 119H112V121H113ZM120 120V119H119ZM119 120H118V122H119ZM166 120V119H165ZM171 120V119H170ZM176 120V119H175ZM198 120H194V122H191V124L192 123H195L196 124V122L198 121ZM199 120V121H200ZM206 120H208V119H206ZM214 120V119H213ZM229 120V119H228ZM227 120V121H228ZM233 120V119H232ZM232 120H229L228 122L230 123ZM241 120V119H240ZM251 120V119H250ZM253 120V119H252ZM251 120V121H252ZM13 121V120H12ZM25 121V120H24ZM41 120H39V121H37V122H40ZM42 121V122H43ZM49 121V122H50ZM82 121L83 120H80V121H78V122H81V124H82ZM116 121V120H115ZM132 121V120H131ZM187 121V120H186ZM190 121H192V120H190ZM196 121V122H195ZM209 121V120H208ZM239 121V120H238ZM8 122V121H7ZM11 122V121H10ZM15 122V121H14ZM27 122V121H26ZM43 122V123H44ZM48 122V123H49ZM99 122V121H98ZM114 122V121H113ZM126 122V121H125ZM133 122H135V121H133ZM174 122V121H173ZM178 122H181V121H178ZM177 121H175V124L176 123H178ZM183 122H184V118H183ZM183 122L181 123V124H183ZM202 122V121H201ZM207 122V121H206ZM209 122H211V120L209 121ZM227 122V124L229 125V123ZM233 122V121H232ZM235 122H236V120H235ZM243 122V121H242ZM32 123H34L33 121H32ZM42 123V124H43ZM46 123V122H45ZM76 123V122H75ZM84 123V122H83ZM90 123V122H89ZM101 123V122H100ZM123 123V122H122ZM168 123H170V122H168ZM190 123V122H189ZM203 123H205V121L203 122ZM216 123H218V121L216 122ZM238 123V122H237ZM241 123V122H240ZM245 123V122H244ZM247 123L248 124H250L248 121H247ZM246 123V124H247ZM254 122L252 121V124H253ZM5 124H7V123H5V121L1 118V116H0V133L2 132L3 133V135L2 136H4V135H7V136H14V135H12V130L10 129V127H8V126H6ZM19 124V123H18ZM39 124V123H38ZM41 124V125H42ZM47 124V123H46ZM45 124V127L46 126H48V125H46ZM54 124V125H55ZM79 124V123H78ZM86 124V123H85ZM91 124V123H90ZM93 124V123H92ZM130 124H132V122L130 123ZM178 124H180V123H178ZM198 124H200V123H198ZM208 124H210V123H208ZM227 124H226V126L224 125V128L226 127V129L228 128L227 127ZM231 124V123H230ZM233 124H234V122H233ZM35 125V124H34ZM57 125V124H56ZM57 125V126H58ZM87 125H89V124H87ZM101 125V124H100ZM116 125V124H115ZM188 125V124H187ZM194 125V124H193ZM200 125H202V124H200ZM206 125L207 124H205L204 126L206 127ZM211 125V124H210ZM217 125V124H216ZM221 125V124H220ZM219 125V126H220ZM232 125V124H231ZM235 125V124H234ZM238 125V124H237ZM240 125H242V124H240ZM29 126V125H28ZM44 126V125H43ZM43 126H41V127H43ZM50 126V125H49ZM57 126H56V128H57ZM83 126H85V125H83ZM91 126V125H90ZM111 126V125H110ZM172 126V123H171V125H170V127ZM180 126V125H179ZM179 126H177V127H179ZM199 126V125H198ZM198 126H197V130H199L198 129ZM204 126H201V127H204ZM208 127H209V125H207ZM230 126V125H229ZM244 126H246L245 124L243 125V127ZM249 126V125H248ZM13 127V126H12ZM39 127H40V125H39ZM45 127H43V129L45 128ZM129 128H130V126H128ZM169 127V128H170ZM182 127V126H181ZM187 128L188 127H190V125L189 126H186ZM186 127H182L183 128V130L186 128ZM194 127H196V126H194ZM200 127V126H199ZM211 127H213V125H211L210 126V128ZM233 127V126H232ZM238 127V126H237ZM241 126H239V128H240ZM252 127V126H251ZM27 128V127H26ZM29 128V127H28ZM50 128V127H49ZM132 128H133V130H135L136 129V126H135V124H132ZM172 128V127H171ZM182 128L181 129H178L177 131L178 132H181L180 130H182ZM215 128H218V126L217 127H215ZM224 128L222 127V128H218V129H220V131L219 132H221V130L223 129L224 130ZM244 128H246V127H244ZM249 128V127H248ZM256 128V127H255ZM53 129V128H52ZM123 129V128H122ZM204 129V128H203ZM206 129H208L209 130V128H207L206 127ZM212 129H214V128H212ZM225 129V130H226ZM234 129V128H233ZM231 130L232 132L235 130ZM252 129H253V127H252ZM257 129V128H256ZM176 130V129H175ZM186 130V129H185ZM189 130V129H188ZM187 130V131H188ZM211 130V129H210ZM230 130H228V131H230ZM242 130V129H241ZM246 129H244L243 131H245ZM43 131V130H42ZM45 131V130H44ZM69 131H68V134H70L69 133ZM89 131L91 132L92 130H90L89 129ZM95 131H96V129H95ZM168 131V132H167ZM173 132H174V129L172 130ZM186 131V132H187ZM212 131V130H211ZM210 131V132H211ZM227 131V130H226ZM230 131V132H231ZM239 130L237 129V132H238ZM251 131V130H250ZM250 131H249V135H250ZM38 132V131H37ZM47 132V131H46ZM50 132V131H49ZM60 132V131H59ZM62 133H64L63 131H61ZM60 132V133H61ZM103 132H105V131H103ZM119 132H124V130H122L121 131V129L119 130ZM186 132H185V135H186ZM192 132H193V129H192ZM194 132H195V130H194ZM206 132V131H205ZM208 132V131H207ZM213 133H215V132H218V130L217 131H215L214 132V130L212 131ZM211 132V133H212ZM223 132H225V131H223ZM248 132V131H247ZM253 132V131H252ZM28 133H29V131H28ZM35 133H36V131H35ZM44 133V132H43ZM61 133V134H62ZM88 133V132H87ZM92 133V132H91ZM96 133H97V131H96ZM114 133V132H113ZM126 133V132H125ZM132 133V132H131ZM191 133V132H190ZM189 133V134H190ZM199 133L201 134L202 133V131L200 132L199 131ZM199 133H197V132H195V133H193V136H195L194 134H198L199 135ZM210 133V134H211ZM212 133V134H213ZM226 133V132H225ZM224 133V134H225ZM228 134H229V132H227ZM49 134V133H48ZM77 134V133H76ZM174 135V133H171V135ZM178 134V133H177ZM207 134V133H206ZM209 134V133H208ZM209 134V135H210ZM218 134V133H217ZM217 134H216V137H217ZM221 134H223V133H221ZM228 134H225L226 136L228 135ZM234 134V133H233ZM237 134V133H236ZM241 134H242V132H241ZM240 134V135H241ZM254 134V133H253ZM73 135V134H72ZM84 135V134H83ZM111 135H113V134H111ZM134 135H136L137 137H138V135L135 133ZM154 135V136H153ZM180 135H181V133H180ZM185 135H183V136H185ZM208 135V136H209ZM214 135V134H213ZM252 135V134H251ZM31 136V135H30ZM41 136H43V138H44V135L42 134ZM46 136V135H45ZM52 136V135H51ZM54 136H56V135H54ZM62 136H63V134H62ZM95 136V135H94ZM132 136V135H131ZM166 136H167V134H166ZM187 136V135H186ZM189 136H191V135H189ZM204 136H206V135H204ZM204 136H202L201 135V139H202V142L204 143V139H206V137H204ZM219 136V135H218ZM81 137V136H80ZM126 137V136H125ZM174 137V136H173ZM198 137V136H197ZM203 137H204V139H203ZM212 137V136H211ZM210 136L208 137L209 138V140L210 139H212ZM229 137H231V136H229ZM239 137V136H238ZM38 138V137H37ZM42 139L41 141H43L44 139L42 138V137H39V139ZM54 138V137H53ZM58 138V137H57ZM56 138V139H57ZM89 138V137H88ZM169 139H170V137H168ZM182 138H184V137H182ZM181 138V139H182ZM190 138V137H189ZM218 138V137H217ZM240 138H242V137H240ZM25 139V138H24ZM34 139V138H33ZM47 139V138H46ZM132 139V138H131ZM130 139V140H131ZM171 139H172V137H171ZM170 139V140H171ZM216 139V138H215ZM218 139H220V138H218ZM231 139V138H230ZM251 139V138H250ZM51 140L52 139H50V140H48V141H50L51 142ZM70 140V139H69ZM93 140H95V139H93ZM136 140V139H135ZM182 140H184V139H182ZM189 140V139H188ZM199 140V139H198ZM208 140V139H207ZM209 140H208V147H209ZM97 141V140H96ZM95 141V142H96ZM102 141V140H101ZM104 141V140H103ZM110 141V140H109ZM112 141V140H111ZM186 141V140H185ZM184 141V142H185ZM200 141V140H199ZM206 141V140H205ZM221 140H219V142H220ZM225 141V140H224ZM49 142V143H50ZM58 142L60 143V141H59V139H58ZM65 142V141H64ZM63 142V143H64ZM67 142V141H66ZM86 142H87V140H86ZM89 142V141H88ZM98 142V141H97ZM100 142V141H99ZM118 142V141H117ZM117 142L115 143V144H117ZM121 142H123V141H121ZM120 142V143H121ZM173 142H174V140H173ZM172 142V143H173ZM184 142H182V143H184ZM187 142V141H186ZM212 142H215V141H211V143ZM218 142V141H217ZM226 142V141H225ZM236 142V141H235ZM45 142H43V144H44ZM47 144H48V142H46ZM46 143L44 144L45 146H46ZM102 143V142H101ZM101 143H97V145L99 146V147H101L99 144H101ZM114 143V142H113ZM126 143V142H125ZM175 143V142H174ZM178 143H179V141H178ZM240 143V144H241ZM38 144V143H37ZM67 144H68V142H67ZM104 144H105V142H104ZM133 145H134V143H132ZM136 145H137V142L135 143ZM169 144V145H168ZM176 145H177V143H175ZM201 144V143H200ZM214 144V143H213ZM223 144V143H222ZM43 145V146H44ZM60 145H62V144H60ZM64 145V144H63ZM66 145V144H65ZM69 145V147H72L73 148V146H71V144L69 143L68 144ZM92 145V144H91ZM109 145V144H108ZM112 145V144H111ZM122 145V144H121ZM140 145H138V147L140 146ZM167 145V146H166ZM179 145V144H178ZM185 145V144H184ZM183 145V146H184ZM205 145H206V143H205ZM242 145V144H241ZM38 146H41V145H38ZM44 146V147H45ZM82 146H84V144L82 145ZM105 146H106V144H105ZM182 145H181V148L183 147ZM200 146V145H199ZM198 146V147H199ZM207 146V145H206ZM210 146H212L211 144H210ZM222 146V145H221ZM239 146V145H238ZM43 147V148H44ZM68 147V146H67ZM92 147V146H91ZM94 147V146H93ZM99 147H97V148H99ZM111 147H113V146H111ZM110 147V148H111ZM134 147V146H133ZM137 147V146H136ZM172 147V146H171ZM174 147V146H173ZM203 147H205V146H203ZM213 147V146H212ZM235 147H237V146H235ZM58 148V147H57ZM72 148H70L71 150H72ZM89 148V147H88ZM95 148V147H94ZM102 148V147H101ZM103 148H105V150L107 149L106 147H104L103 146ZM109 148V149H110ZM130 148H132V147H130ZM129 148V149H130ZM160 148V149H159ZM180 148V149H181ZM188 148V149H189ZM200 148V147H199ZM202 148V147H201ZM211 147H209V149H210ZM214 148V147H213ZM216 148V147H215ZM242 148V150H244ZM32 149V148H31ZM51 150H52V148H50ZM67 149V148H66ZM73 149H75L74 150V152L75 151H77L76 150V148H73ZM134 149V148H133ZM168 149V150H167ZM175 149H177V148H175L174 147V149H173V151L175 150ZM182 149H185V148H182ZM209 149H206V151L207 150H209ZM227 149V148H226ZM237 149H239L238 147H237ZM81 150V149H80ZM83 150V149H82ZM81 150V151H82ZM104 150V149H103ZM128 150V149H127ZM139 150V151H140ZM201 150V149H200ZM212 150V149H211ZM228 150V149H227ZM53 151H54V149H53ZM67 151V150H66ZM99 151H100V149H99ZM99 151H97V149L96 150H93V156H89L88 158H90V159H92V161H90L93 165V167H94V170L97 172V175L99 176V175H102V177H103V180H104V183L106 184H104L105 186H107V188H109L108 190H109V192H110V194H111V196H112V193H114V192H118L119 191V196L117 197V199L119 200V204H117V202L118 201H116L115 200V204H116V209L119 211V216H122L123 218H124V220L121 218L120 220H123V225H124V229L123 230H125L124 231V233L126 232V231H128V228L130 227L131 229L129 230V233H125V235H124V239H123V241H121V239H120V241H119V243L120 242H122V244L120 245V247H118V246H116V248L118 247V248H120V250H117V253L115 254V256H114V254H113V256L115 257V259H113V261H114V263H117V264H123V263H127V260H128V258H130V262H134L135 260H136V262H137V260H139L138 261V263L139 262H141L140 260H142V259H139V257H138V259H135L134 260V257H132V254H134L135 252H136V250H137V252H138V249H134L136 246L132 243V242H130L131 240L134 242V243H136L135 241H137V243H138V239H140V236L142 235V237H145L143 234H141V232H140V229L141 230H143L144 229V231L146 230L145 228H144V222H143V225H140L141 223H140V219H142L143 217L141 216V218H140V215L142 214V209L139 211V210H137V208L135 207V203L134 202H132V200L134 201V199H133V196L132 195H130L129 193H128V191H130V186H126L125 184H123L124 182V174H122V171H121V169H120V165L119 166H117L118 165V163H117V165H115L114 164V162H112V161H110V160H112V159H110V160H107V159H105L103 156H99L100 154V152ZM130 151V150H129ZM134 151V150H133ZM141 151V152H142ZM179 151V150H178ZM204 150H202V152H203ZM235 151H236V149H235ZM110 152V151H109ZM112 152H113V150H112ZM172 152V151H171ZM170 152V153H171ZM180 152H181V150H180ZM214 152H215V150H214ZM214 152H209V153H214ZM229 152V151H228ZM246 152V153H245ZM52 153V152H51ZM67 153L70 155V152L69 151H67ZM78 153H79V151H78ZM174 153V152H173ZM172 153V154H173ZM177 153V152H176ZM197 153L199 154V155H197ZM201 153V152H200ZM237 153V154H238ZM37 153H35V151H34V149L30 152V157H31V159H32V168H31V170H33V172H34V174L35 175H32L31 177H28V175L25 173V171L26 172H28L27 170H22V168H21V165H19V166H16L15 164H14V162L12 163V162H10V163H8V164H6L5 162H4V159L3 158H1V160H0V180L2 181V180H4V183H6V185L5 186H7V190H6V188H5V190L3 189L2 191V193H0V251L2 252H0V264H16L17 263V261L18 262H22L23 264H88L89 262V258L91 257L90 256V250H92V248L95 246H92V248L90 247V244H91V239L94 237V236H96V235H93V233L95 232V233H97L95 230H94V232H92L91 230L90 231H88V233L89 232H91L92 233V235H90L89 236V234L87 233V225H86V219H85V217L84 216H81V211H80V216H78L77 217V215H79V212H78V208H80V207H78V206H80L82 203H80V205H78L77 204V202H76V200H75V197H73L72 196V194L70 193V192H67V191H69L70 190V188L67 190V189H65V187L66 186H61L59 183L57 184V177L58 176H53V174H52V172H51V174H45V173H43L42 172V170H43V168H42V166L40 165V164H38V160H37V156L38 155H36ZM99 154V155H98ZM113 154V153H112ZM118 154V153H117ZM121 154V153H120ZM119 154V155H120ZM76 155V154H75ZM101 155H103V154H101ZM106 156L105 157H107L108 156V153L107 154H105ZM138 155V154H137ZM136 155V156H137ZM174 155V154H173ZM176 155V154H175ZM211 155V157L210 158H212V155L213 154H210ZM234 155V154H233ZM82 156H84V155H82ZM116 156V155H115ZM136 156H135V162H136ZM140 156V155H139ZM172 156V155H171ZM214 156V155H213ZM2 157H4V156H2ZM101 157H103L104 159H101ZM109 157V156H108ZM118 157V156H117ZM176 157V156H175ZM174 157V158H175ZM207 157H209V156H207ZM237 157V156H236ZM5 158V157H4ZM77 158V157H76ZM138 158H140V157H138ZM172 158H173V156H172ZM173 158V159H174ZM238 158V157H237ZM6 159V158H5ZM89 159V160H90ZM116 159V158H115ZM124 159V158H123ZM203 159V160H202ZM213 159V158H212ZM215 159V158H214ZM242 159V158H241ZM44 160V159H43ZM52 160V159H51ZM69 160H70V158H69ZM119 160H120V157H119ZM238 160V159H237ZM239 160H240V158H239ZM238 160V161H239ZM9 161H11V160H9ZM22 161V160H21ZM127 161V160H126ZM138 161V160H137ZM222 161V160H221ZM233 161V160H232ZM30 163H31V160L29 161ZM65 162V161H64ZM76 160H75V163L74 164H76ZM115 162H119V161H115ZM134 162V161H133ZM141 162V163H140ZM235 162V161H234ZM240 162V163H241ZM60 163V162H59ZM66 163V162H65ZM70 163V162H69ZM90 163V164H91ZM122 163V162H121ZM241 163V164H242ZM120 164V163H119ZM123 164V163H122ZM121 164V166H123ZM136 164V165H135ZM135 164H133V170H134V165L135 166H137L138 164L137 163H135ZM225 164V163H224ZM229 164V165H228ZM18 165V164H17ZM24 165V164H23ZM89 165V164H88ZM125 165V164H124ZM128 165V164H127ZM142 165V166H143ZM183 165L185 166V168L184 169H186L185 171H183ZM70 166V165H69ZM130 166V165H129ZM141 166V167H142ZM237 166H239V163L237 164ZM25 167V166H24ZM31 167V166H30ZM73 167V166H72ZM128 167V166H127ZM131 167V166H130ZM141 167H139V169L141 168ZM241 167V166H240ZM60 168H61V165H60ZM64 170L66 169L65 167H62ZM87 168V167H86ZM89 168V167H88ZM102 168H107V169H105V170H103ZM137 168V167H136ZM163 168H164V172H163ZM232 168H233V170H232ZM234 168H235V171H234ZM237 168V169H236ZM25 169V168H24ZM78 170V169H77ZM87 170V169H86ZM138 170V169H137ZM63 170L61 169L59 172H62ZM80 171V170H79ZM125 171V170H124ZM140 171H141V169H140ZM143 171V172H144ZM187 171V173H184V172H186ZM229 171L231 172V174L229 173ZM233 171V172H232ZM63 172H65V171H63ZM66 172H67V170H66ZM89 172V171H88ZM93 172V171H92ZM131 172V171H130ZM43 173V174H42ZM69 173H71V172H69ZM86 173V172H85ZM95 173V172H94ZM94 173H92V174H94ZM126 173H127V171H126ZM138 173V172H137ZM140 174H141V172H139ZM236 174V175H234V174ZM28 174H30V173H28ZM55 174V173H54ZM58 174H60V173H58ZM57 174V175H58ZM136 174V173H135ZM140 174H138L139 175V177H140ZM212 175V177H211V175ZM234 176H233V175ZM56 175V174H55ZM61 175V174H60ZM62 175H63V173H62ZM72 175V173L69 175V176H71ZM79 175V174H78ZM96 177H97V175L96 174H94ZM142 175V174H141ZM184 176V179H183V177L182 176ZM85 176V175H84ZM88 176V175H87ZM95 176H94V178H95ZM136 176V175H135ZM146 176V175H145ZM54 177H55V180H54ZM64 177H66V175L64 174ZM68 177V176H67ZM126 177H128V175L126 176ZM82 178V177H81ZM91 178H92V176H91ZM141 178V177H140ZM145 178V177H144ZM145 178V179H146ZM214 178H215V181L213 182L212 180H214ZM235 178V179H234ZM58 179H60V180H62L61 179V177H58ZM73 179V178H72ZM96 179V178H95ZM94 179V182L96 181ZM141 179H143V177L141 178ZM53 180V181H52ZM81 180V179H80ZM93 180V179H92ZM128 180V179H127ZM130 180V179H129ZM129 180L127 181V183L129 182ZM134 180H135V177H134ZM50 181V182H49ZM54 181H55V183H56V185L54 184ZM57 181V182H56ZM70 181V180H69ZM88 181V180H87ZM126 181V180H125ZM137 181V180H136ZM143 181H144V179H143ZM217 181V182H216ZM72 182V181H71ZM93 182V181H92ZM101 182V181H100ZM131 182V181H130ZM138 182V183H139ZM193 182H195V185L197 186H194V184H192ZM61 183V182H60ZM101 183H103V182H101ZM126 183V182H125ZM139 183V184H140ZM212 183H216V185H213V186H215V187H217V194H214V195H216V197L213 195V193L214 192H212L211 190H210V192H212V195L209 193V191L207 190V189H209L210 188V186H211V184ZM61 184H64V181H63V183H61ZM65 184H68L67 182L65 183ZM71 184V183H70ZM94 184V183H93ZM95 184H96V182H95ZM129 184V183H128ZM138 184V185H139ZM249 185V186H248ZM2 186V185H1ZM74 186V185H73ZM86 186V185H85ZM88 186V185H87ZM98 186V185H97ZM132 186V185H131ZM143 186V185H142ZM197 189L196 191H195V188ZM71 187V186H70ZM95 187H96V185H95ZM101 187V186H100ZM136 187L138 188V186L136 185ZM140 187H141V184H140ZM0 188H2V187H0ZM89 188V187H88ZM97 188V187H96ZM102 188V187H101ZM132 188H133V186H132ZM64 189V191H61V190H63ZM72 189V188H71ZM84 189V188H83ZM86 189V188H85ZM101 190V189H100ZM103 190V189H102ZM139 189H136V191H138ZM141 190V189H140ZM71 191V190H70ZM86 191V190H85ZM131 191H133V190H131ZM83 192V191H82ZM86 192H89V191H86ZM85 192V193H86ZM92 192V191H91ZM97 192V191H96ZM105 192V191H104ZM116 192V193H117ZM149 192V193H148ZM84 193V194H85ZM115 193V194H116ZM181 193V194H180ZM89 194V193H88ZM145 194V195H146ZM180 194V195H179ZM189 194V198H190V195ZM87 195V194H86ZM95 195V194H94ZM100 195H101V193H100ZM104 195V194H103ZM102 195V196H103ZM179 195V196H178ZM90 196V195H89ZM110 196V195H109ZM109 197V198H112V197ZM147 196V195H146ZM191 196V197H192ZM218 196L220 197V198H218ZM93 197V196H92ZM105 197V196H104ZM138 197V196H137ZM142 196H140V198H141ZM149 197V198H150ZM186 197V196H185ZM188 197V196H187ZM89 198V197H88ZM94 198V197H93ZM100 198V197H99ZM195 198V197H194ZM106 198H104V200H105ZM113 199H115V198H113ZM144 199V198H143ZM186 200H187V198H185ZM184 199V200H185ZM190 199H193V198H190ZM78 200V199H77ZM83 200V199H82ZM90 200V199H89ZM95 200V199H94ZM149 199H147V201H148ZM151 200V199H150ZM152 200H151V202H152ZM177 200H178V202H177ZM181 200V199H180ZM207 200V201H206ZM218 200V201H217ZM114 201V200H113ZM143 201V200H142ZM192 201H194V204L196 205L197 203H195V201H197V199L196 200H192ZM198 201H200V200H198ZM208 204H207V203ZM213 202V203H212ZM31 203H36L37 205H36V209L33 207V209H35V212H36V215H34L33 217L32 216H30L31 215V213L30 212H27V210L26 209H28L29 208V205L31 204ZM51 203H53V207H52V205H51ZM93 203V202H92ZM101 203V202H100ZM105 203H107L106 201H105ZM144 203H146V202H144ZM143 203V204H144ZM148 203V202H147ZM182 203H183V201H182ZM210 203H212V205H210ZM98 204V203H97ZM103 204V203H102ZM101 204V205H102ZM149 204V203H148ZM178 204H180V203H178ZM184 205H185V203H183ZM202 204V205H201ZM92 205V204H91ZM94 205H96L95 203H94ZM93 205V206H94ZM106 205V204H105ZM104 205V206H105ZM112 205V204H111ZM140 205H142V204H140ZM154 205H152V206H154ZM31 206H35V205H31ZM81 206H83V205H81ZM97 206V205H96ZM96 206H94L95 208H96ZM103 206V205H102ZM143 206H146V204H144ZM147 206H149L150 207V205H147ZM180 206V205H179ZM188 206V205H187ZM204 206V207H203ZM107 207H108V204H107ZM99 208V207H98ZM109 208V207H108ZM153 208V207H152ZM31 209H32V207H31ZM30 209V210H31ZM126 209V210H125ZM144 209V208H143ZM206 209V208H205ZM207 209H206V211H207ZM93 210V209H92ZM100 210V209H99ZM102 210V209H101ZM103 210H104V208H103ZM32 212H33V210H31ZM94 211V210H93ZM110 211V210H109ZM147 211V210H146ZM197 211V210H196ZM205 211V212H206ZM22 212H27L28 214H30L29 216V218L28 219H26V220H28L27 222H25V224L24 223H22V220L23 219H21V216H23L22 215ZM96 212H97V210H96ZM102 212H104V211H102ZM116 212V211H115ZM115 212H114V214H115ZM101 213V212H100ZM99 213V214H100ZM141 213V214H140ZM152 213H151V215H152ZM28 214H26V216H25V213H24V217H27L28 216ZM90 214V213H89ZM92 214V213H91ZM145 214H147V213H145ZM144 214V215H145ZM86 215V214H85ZM196 215H197V213H196ZM88 216V215H87ZM94 216L95 215H93V217H91V215H90V217L92 218V219H94ZM99 216V215H98ZM101 216V215H100ZM104 216V215H103ZM115 216V215H114ZM113 216V217H114ZM150 216V215H149ZM213 216V217H212ZM214 216H215V218H214ZM32 217V218H31ZM105 217H106V215H105ZM105 217H103L104 218V220H105ZM109 217V216H108ZM145 217V216H144ZM23 218V217H22ZM87 218V217H86ZM90 218V219H91ZM99 218H101V217H99ZM107 218V217H106ZM150 218V217H149ZM212 218V220H210ZM6 219V221H4ZM108 220H109V218H107ZM106 219V220H107ZM200 219V218H199ZM199 219H198V221H199ZM201 220V219H200ZM88 221H89V219H88ZM93 221V220H92ZM97 221V220H96ZM23 222H24V220H23ZM91 222V221H90ZM95 222V220L93 221V223ZM106 222V221H105ZM107 222H111L110 220L109 221H107ZM116 222V221H115ZM127 222H128V225H129V227H127ZM150 222H148L149 224H150ZM97 223H99V222H96V224ZM135 223V227H137L136 229V232H135V237H133V239H132V235L134 234L133 232H134V228H133V224ZM136 223H138V224H136ZM88 224H89V222H88ZM102 226H104L105 225V223L103 224V223H100ZM116 224V223H115ZM151 224V226H153ZM209 224V223H208ZM208 224H207V226H208ZM113 225V224H112ZM156 225H155V227H156ZM197 225V224H196ZM87 226V227H86ZM94 226H95V223H94ZM97 226H100V225H98L97 224ZM111 226V225H110ZM109 226V227H110ZM148 226H150V225H148ZM90 227H91V225H90ZM89 227V228H90ZM114 227V226H113ZM154 227V228H155ZM187 227V228H186ZM200 227V222H199V226L197 227V228H199ZM95 228V227H94ZM147 228V227H146ZM208 228V227H207ZM210 228H212L211 227V225H210ZM91 229V228H90ZM102 229V228H101ZM100 229V230H101ZM106 229V228H105ZM105 229H104V232H105ZM132 229H134L133 231H132ZM156 229L157 228H155V233L156 232H159V231H156ZM203 229V228H202ZM209 229V228H208ZM214 229V228H213ZM89 230V229H88ZM103 230V229H102ZM101 230V231H102ZM110 230H111V228H110ZM123 230H121L122 232H123ZM205 230V229H204ZM9 231V232H8ZM107 231H108V229H107ZM112 231V230H111ZM151 231V230H150ZM153 231V230H152ZM195 231V232H194ZM217 231H215V232H217ZM119 232V231H118ZM147 232V231H146ZM206 232H207V235H209V233H208V230H206ZM206 232H204V233H206ZM90 233V234H91ZM101 232L99 231V235H101L100 234ZM107 233V232H106ZM106 233L104 234L103 233V235H106ZM109 233H110V231H109ZM109 233H107L108 235H109ZM115 233V232H114ZM144 233V232H143ZM198 233H199V231H198ZM197 233V234H198ZM201 233V232H200ZM199 233V234H200ZM203 233V234H204ZM214 233V232H213ZM213 233H212V235H213ZM98 234V233H97ZM113 234V233H112ZM116 234V233H115ZM197 234H196V237H197ZM217 234V233H216ZM217 234V235H218ZM99 235H98V237H99ZM121 235H123L122 233H121ZM129 235H130V237H129ZM207 235L205 236V235H203V236H205L204 237V239H203V241L205 240V238L207 237ZM102 236V235H101ZM100 236V237H101ZM107 236V235H106ZM113 236V235H112ZM117 236L118 235H116V237L115 236H113L114 237V240H116L117 239ZM137 236V237H136ZM20 237H22V238H20ZM91 237V238H90ZM97 237V236H96ZM95 237V238H96ZM97 237V238H98ZM100 237H99V239H100ZM105 237V236H104ZM110 237V236H109ZM108 237V238H109ZM112 237V238H113ZM152 237H154L153 235H152ZM215 237V239H216V235L214 236ZM219 237H217V238H219ZM116 238V239H115ZM146 238V237H145ZM155 238V237H154ZM154 238H152V239H154ZM198 238H200V237H198ZM101 239H102V237H101ZM147 239V238H146ZM151 239V238H150ZM201 239V238H200ZM207 239H208V237H207ZM207 239H206V241H207ZM92 240H94V239H92ZM96 240V239H95ZM98 240V239H97ZM104 240V239H103ZM106 240H108L107 238L104 240L105 242H106V244L104 245V247L107 245V241ZM109 240H111V238H109ZM142 240H144L145 241V239H142ZM140 241V240H139ZM152 242H153V240H151ZM150 241V242H151ZM216 241V240H215ZM214 241V242H215ZM219 241H220V239H219ZM98 242V241H97ZM105 242H103V243H105ZM141 242V241H140ZM139 242V243H140ZM209 242V241H208ZM114 243H115V241H114ZM114 243H112V244H114ZM144 243V242H143ZM146 243V242H145ZM93 244V243H92ZM101 244V243H100ZM109 244V243H108ZM147 244H148V242H147ZM153 244V243H152ZM153 244V245H154ZM156 244H155V248H157V246H156ZM98 245V244H97ZM133 245L135 246L134 248H133ZM203 245H204V243H203ZM145 246V245H144ZM196 246V247H195ZM98 247V246H97ZM100 247V246H99ZM108 247H110V246H108ZM114 247V246H113ZM146 247V246H145ZM204 248H206L205 247V245L203 246ZM2 248V249H1ZM91 248V249H90ZM106 248V247H105ZM111 248V247H110ZM147 248V247H146ZM96 249V248H95ZM101 249V248H100ZM108 249L109 248H107L106 250H107V252H108ZM113 249V248H112ZM111 249V250H112ZM149 249V248H148ZM154 249V248H153ZM97 250H99V249H97ZM156 250V249H155ZM200 250H202V249H200ZM204 250V249H203ZM100 251V250H99ZM94 252H95V250H94ZM112 252H113V250H112ZM137 252H136V255H137ZM140 252V251H139ZM138 252V253H139ZM143 252H144V250H143ZM206 252V250H204V252L203 253H205ZM8 253V254H7ZM105 253V252H104ZM110 252H108L107 253V260H110L111 261V259H108V254H109ZM146 253H147V249H146ZM153 254L155 253V252H152ZM152 253H150V254H152ZM203 253H202V256H203ZM10 254V255H9ZM93 254V253H92ZM102 254V253H101ZM150 254H148V255H150ZM200 254V253H199ZM98 255V254H97ZM96 255V256H97ZM105 255H106V253L104 254V257H105ZM112 255V253L110 254V256ZM140 255V254H139ZM209 255V254H208ZM90 256V257H89ZM92 256H94V255H92ZM100 256V255H99ZM98 256V257H99ZM143 256V255H142ZM142 256H140V257H142ZM145 256V255H144ZM152 258H154V256L153 255H150ZM198 256V255H197ZM87 257H88V260H87ZM112 257V256H111ZM136 257V256H135ZM151 257H149L150 258V261H151ZM103 258V257H102ZM142 258H144L145 259V257H142ZM198 258L200 259V257L198 256ZM202 258V257H201ZM215 258V257H214ZM93 259H94V257H93ZM96 259V258H95ZM98 259V258H97ZM147 259V258H146ZM195 259H196V261H195ZM204 259V258H203ZM202 259V260H203ZM220 259V258H219ZM201 260V259H200ZM200 260H199V262H200ZM223 260V259H222ZM228 260V261H227ZM94 261V260H93ZM104 261V260H103ZM118 261V262H117ZM150 261H149V264H150ZM213 261V260H212ZM215 261V260H214ZM95 262V261H94ZM104 262H106V261H104ZM129 262V263H130ZM145 262V261H144ZM143 262V264H145ZM148 262V261H147ZM151 262H153V261H151ZM198 262V263H199ZM202 262H204L205 264H206V262H205V260L204 261H201V263L200 264H204V263H202ZM216 262V261H215ZM21 263V264H22ZM106 263H108V262H106ZM129 263H127V264H129ZM223 263H225V261L223 262ZM230 263V262H229ZM18 264H20V263H18ZM111 264V263H110ZM134 264H135V262H134ZM140 264V263H139ZM148 264V263H147Z\"/></svg>",
	"mask_w": 264,
	"mask_h": 264
},
{
	"label": "rangeland",
	"instance_id": "2",
	"mask_svg": "<svg viewBox=\"0 0 264 264\" xmlns=\"http://www.w3.org/2000/svg\"><path fill=\"white\" fill-rule=\"evenodd\" d=\"M122 1H124V0H122ZM133 3H132V2ZM142 1H144V2H146L145 0H142ZM141 0H130V2L127 0H125V2H127L124 6V8L122 7V8H120V11H119V9H116V8H111L110 6H107V5H105L106 6V8H97V10L96 9H94V8H92V10H91V8H87L86 6V4H85V12H83V10H81V12H79L78 14H76V18L73 16L72 17V15H71V13H70V17H71V24L72 25H70V21L68 20L69 19V17H68V13L69 12H64L65 10H67L66 8L64 9V13H63V15L61 16L60 14L62 13L60 10H58L59 8H54L53 7V9L55 10H53L52 11V13L50 14V13H48L49 15H41V19H45L46 21H44V23L45 24H47L48 26V28L46 27H44V29L46 30V29H48V31L46 30V32H44L43 31V29L42 30H40V27H38V22H40L39 21V18L36 20V18H33L32 16L30 17V19H29V25H30V30L28 31L29 33H28V35H27V37L29 38L30 36H32V34L34 33V35H36L37 34V41H34L35 39H33L32 38V40L30 39L29 41H27V42H30L33 46L35 45L36 46V48H34L35 50H36V53L38 52V49L37 48H41L42 50L40 51V53H37L36 54V60L38 61V59H40L39 61L40 62H44L45 64V67H49V68H46L47 70H48V72L47 71H44V74H46L47 75V77H49V79H50V82H52L51 84L52 85H57V87H58V89L59 88H61V89H59L60 91V94L62 95L61 96V103L62 102H64V109L66 110L67 109V106H68V104H70V106L72 107V102H71V100L72 99H74V100H72L74 103H77L76 105H74V107L76 108H74V107H72L71 109H73V110H75V113H77V116L75 115V113L72 111V110H70L69 111V113L68 112H66L65 114L67 115H69L70 114V116L71 117H73V118H71V119H73L74 120V122L73 121H71V123H72V129L74 130V131H76L75 133H73L71 130L69 131L68 130V128H64V127H62L61 126V128H59L60 126V124H59V120H57V118L58 117H60V116H56L57 114H59V113H55L54 112V114L53 113H51L50 111L48 112V113H50V114H52V115H50V114H48L47 113V111H48V107L46 106V104H42L41 102L39 103L38 102V100H36L37 101V103H36V101L34 102L32 99H31V97H30V95H28L25 91H23L22 93H23V95L27 98V100L29 101L30 100V105H32L34 108H38V109H40L41 110V112L42 113H44V117L41 115L42 113L40 112H38V111H40V110H38V109H36L35 111H32V110H34L33 108L31 109V111H32V113L30 112V111H28V110H30V109H28V108H26L27 107V105H25L21 100L19 101V102H17V101H15V100H13L14 101V103L15 104H13V101L12 100H8L9 101V103H11V101H12V103H11V105H13L12 107H11V105H10V107H11V109L12 110H14V111H11L12 112V114L14 115V117L16 118L18 115H19V118L17 117L16 118V120L15 119H13L14 117H12V114H11V112H8V113H6L7 112V108L5 107V108H3V107H1L0 106V116H1V118L5 121V123H7V124H5L6 126H8V127H10V129L12 130V135H14V136H7V135H4V136H2L3 135V133L1 132L0 133V160H1V158H3L4 159V162L6 163V164H8V163H10V162H14V164L16 165V166H19V165H21V168H22V170L24 171V170H27L28 172H26L25 171V173L28 175V177H31L32 175H35L34 174V172H33V170H31V168H32V159H31V157H30V152L34 149V151H35V153H37L36 155H38L37 156V160H38V164H40L41 166H42V168H43V170H42V172L43 173H45L46 175L47 174H51V172H52V174H53V176H58V177H61V179L62 180H60V179H58V177H57V184L59 183L61 186H66L65 187V189H69L70 188V190L69 191H67V192H70L71 194H72V196L73 197H75V200H76V202H77V204L78 205H80V203H82L81 205H83V206H78V207H80V208H78V212H79V215H77V217L78 216H80V211L82 212L81 213V216H84L85 217V219H86V225L88 226H86L87 227V233H88V231H92V232H94V230L98 233H93V235H96L97 237H98V235H99V231L101 232L100 234L102 235H99V237L101 236L102 237V239H101V237H100V239H99V237L97 238L96 236H94L92 239H94V240H92L91 239V244H90V247L92 248V246H94L93 248H92V250H90V258H89V263L88 264H117V263H114V261H113V259H115V254L117 253V250H120V248H118V247H120V245L122 244V242H120L119 243V241H120V239H121V241H123V237H124V235H125V233H129V230L131 229L130 227H129V225H128V222H127V227H129L128 228V231H126L125 233H124V231L125 230H123L124 228V225H123V220H124V218L122 217V216H119L118 214H119V211L116 209V204H115V200L116 201H118L117 202V204H119V200L117 199V197L119 196V191L116 193V192H114V193H112V196H111V194H110V192H109V188H107V186H105L106 184L104 183V180H103V177H102V175H97V172L94 170V167L92 166L93 164L90 162V161H92V159H90V158H88L89 156H93V150H96L97 149V151H99V149H100V155L99 156H103L105 159H107V160H110V159H112V160H110V161H112V162H114V164L115 165H117V163H118V165L117 166H119L120 165V169H121V171H122V174H124V183L123 184H125L126 186H130L131 188H130V191H128V193L130 194V195H132L133 196V199H134V201L132 200V202H134L135 204V207L137 208V210H141L142 211V214L140 215V218H141V216L143 217L142 219H140V225H143V222H144V228L146 229L145 231H144V229L143 230H141L140 229V232H141V234H143L145 237H142V235L140 236V239H138V243H137V241H135L136 243H134L132 240L130 241V242H132L134 245H133V248L136 250V249H138V252H137V250H136V252H137V255H136V252L134 253V254H132V257H134V260L135 259H138V257H139V259H142V260H140L141 262H139L140 264H143V262L145 263V264H149V261H150V258L149 257H151L150 255H155L158 251H159V254L160 253H162V252H164L165 250H158V246H157V244H159V243H155L156 244V246H157V248H155V244H154V240L156 239V234L158 233V235H157V238L159 237V233H160V229L158 228V226L156 225V227H155V225H154V223L152 224L151 222H153V221H151V219L153 218V211L155 210V205L153 204V200H152V197H150L149 195H150V193L149 194H146V189H147V191H148V188H149V186H148V184H144L145 183V181H146V183H147V179L148 178H146L147 177V174H148V172L147 171H144L145 169L146 170H148L142 163H143V160L140 162L141 163V165L139 166V161H140V159L142 158V156H143V154H142V156H141V153H143V151L142 150H140V149H142V148H140L141 147V145H140V143H141V140L139 139L140 137H139V131L141 132V129L139 130L138 129V126H137V123L138 122H140V119H138V121H136V120H133L134 118H133V116L131 115V111L134 109V105H135V108L136 109H134V110H137V112L139 113V112H142L143 110H145V109H147L146 108V105H145V107H144V105L143 104H147L148 102H152V101H147V100H152V98H153V101L156 99V100H161V99H163V100H161V102H160V104L162 105V104H164L165 106L167 105V107L169 108V111H170V108L172 109L170 112L172 113V115H176L179 111H181L182 112V110H184V112L183 113H178L177 115H178V117H177V115L174 117V116H172L171 115V117H170V114L168 113V110H167V112H166V116H167V114H168V117H166L164 120H163V126H164V123H165V125H166V127H168V124H169V127H170V125H171V123H172V128L170 127H168V129L167 130H170L168 133H166V130L164 129V127H162V129L164 130V137L165 138H167L168 140L167 141H170L169 142V144L171 143V145H170V147L169 146H167L168 147V153H169V155H170V157H171V159H172V162H175V166L176 165H178V167L181 165L182 166V162H184V161H182V160H180V158H179V156L181 157V159L183 158V156L184 155H182V152L183 153H188V151H190V149H192V147L191 148H189V141H191L193 138V140H195L196 141V143H198L199 145H197V147H195L196 149V151H198L199 150V154H200V156L201 155H203V154H205V158H204V162L205 161H209L210 163H209V165H211V163H213L214 164V161L216 162V159H220V161H218L217 163L218 164H221L222 162H223V160H224V162L222 163L223 165H224V167L225 166H227V162H226V160L225 159H227V160H229V163H230V166L231 167H234L235 165V167H237V168H244L245 166H243V165H245L244 164V162L242 163L241 162V160L242 161H244L243 159V156L241 157L240 155H242V152H244L245 151V148H243L244 146V142L243 143H241L242 141V139L243 140H245V139H249L250 140V142H251V140H252V138L254 139V137L257 135V136H259V133H258V127H257V125H256V122H255V117L257 116V115H259L260 114V116H263V119H261L262 120V122H264V99H263V97H264V72L262 73V70L264 69V64H262L261 63V65H260V67L258 68V67H256V65L259 63L260 64V62H261V59L264 57V53L261 55L262 56V58L259 56V59L257 58L258 56H257V54H256V52H255V48H254V46H252V42H251V40H250V35H246L245 34V32L246 31H248L247 29H249L250 31H249V33H252L253 35H255V37L256 38H261L262 40H264V18H263V14H264V0H250V3H251V5H252V8L250 9V10H247V12H251V14L249 15V14H247V12H246V14H241L242 16H241V18L240 17H238L235 13H231L232 11H234L235 9H236V6L235 5H237V3L234 1V0H202V2H196L195 0H147V2L144 4V2H142ZM160 1L162 2V4H159L160 3ZM139 2H141V3H139ZM132 3V4H131ZM140 4V6H143V9L141 10V8L142 7H140V6H138L139 4ZM143 3V4H142ZM249 3V4H250ZM127 4H129V5H127ZM134 4H138V5H135L136 6V8L134 7V6H132V5H134ZM147 4H149V6H150V8L148 9V10H146L145 9V7H144V5H147ZM89 5V4H88ZM127 6V7H126ZM161 6V7H160ZM173 6H176V12H180V14L178 15V13H176V12H174L175 11V8H173ZM131 7V9L133 10H131V9H129V8ZM140 7V8H139ZM151 8H152V10H151ZM161 8V9H160ZM177 8H178V10H177ZM99 9V10H98ZM136 9V10H135ZM138 9V10H137ZM52 10V9H51ZM91 10V11H90ZM125 10V11H124ZM158 10H160V11H158ZM162 10V11H161ZM59 11L61 12L60 14H59ZM122 11H124V13H122ZM152 11V12H151ZM160 12V14H158V12ZM94 12H96V13H94ZM99 12V13H98ZM133 12V13H132ZM140 12V13H139ZM156 12V13H155ZM36 13V12H35ZM55 13V14H54ZM142 13V14H141ZM162 13V14H161ZM54 14V15H53ZM57 14V15H56ZM59 14V15H58ZM96 14V15H95ZM124 14V15H123ZM131 14V15H130ZM135 14H138L139 16H138V19H136L137 18V15H135ZM141 14V15H140ZM145 14H146V16H145ZM149 14V15H148ZM152 14H154V16L152 15ZM187 14H188V16H187ZM51 15H53V16H51ZM66 15H67V17H66ZM99 15V16H98ZM143 15V16H142ZM150 15H152L153 17H154V20H153V18H150V17H152V16H150ZM156 15V16H155ZM160 15V16H159ZM173 15V16H172ZM45 16H46V18H45ZM48 16H49V18H48ZM59 16V17H58ZM83 17V19H81L82 17ZM123 16H125V17H123ZM128 16H131V17H129L128 18ZM148 16H149V18H148ZM51 17H52V20H51ZM62 17H65L64 18V20L62 21L60 18H62ZM92 17L93 18H96V19H98L97 20V22L96 23H91L90 21L92 20ZM112 19H111V18ZM119 17V18H118ZM127 17V18H126ZM189 17V18H188ZM73 18H75V19H73ZM146 18V19H145ZM148 18V19H147ZM192 18V20H190ZM259 18H260V21H259V23H258V20H259ZM48 19V20H47ZM55 19H59L60 21H62V23L60 22H58L59 23V25L61 24V28H62V30L59 28L58 30H54V33H53V35H48L49 36V41H50V38L52 37V36H54V34H55V32H60V34H64V35H62L61 37L63 38V39H65V38H67V35H69L70 33H71V31H69V30H71L72 28H73V23L75 22L76 24H77V21L79 20V22H78V26H76V29L80 32V30H81V28H82V26H84V27H86V25L87 24H90V25H87V27L86 28H89V26H91V27H93V26H100V28L99 29H101L100 31L102 32V36H103V41H102V46H105L104 48L106 49V50H103V52H102V54H101V57L102 58H90V57H88V62H91L92 63V65L94 64V66H93V68L92 67H89V65L88 66H86L85 65V68L84 67H80L81 65H83V63H82V60H83V58L82 57H80V55L78 54L77 55V52H78V49H79V45H80V43L78 42L77 43V45H76V48H78V49H75V51L76 52H74L73 54H70V52H67V51H65L64 53L62 52V57L64 58H62V59H60V61H58L59 60V55L57 54V53H59L60 52V50L59 49H61V48H59L57 45H55L56 43H54V46H52L53 45V42L55 41V40H57V39H53L52 41V44H48V36L47 35H42L43 33H45V34H47V32H49V31H51V32H53V30L51 29V28H53L54 27V25H56L57 24V21H59V20H57V21H55ZM121 19V20H120ZM124 19V20H123ZM127 19V20H126ZM129 19H131L132 21H133V25L134 24H136V22H137V24L136 25H134V26H132V21L131 20H129ZM141 19H143V20H141ZM151 21H150V20ZM68 22H67V21ZM105 20V21H104ZM121 22H120V21ZM123 20V21H122ZM126 20V21H125ZM137 20V21H136ZM141 21V23L139 22V21ZM168 20V21H167ZM176 20V21H175ZM53 21V22H52ZM74 21V22H73ZM120 23H119V22ZM131 21V22H130ZM142 21H143V24H142ZM31 22H32V24H31ZM51 23V26H50V24H48V23ZM56 22V23H55ZM66 24H68V25H66ZM82 22V23H81ZM100 22H101V24H100ZM112 22V23H111ZM114 22V23H113ZM127 22V23H126ZM144 22L146 23V24H144ZM160 22V23H159ZM34 23H35V25H34ZM55 23V24H54ZM106 23V24H105ZM139 23L141 24V26L139 25ZM147 23H148V25H147ZM102 24L103 25H105V26H103L102 27ZM121 24H122V26L124 27H122L121 26ZM125 26H124V25ZM129 24V26H127ZM152 26H151V25ZM155 24V25H154ZM162 24H163V26H162ZM176 24V25H175ZM196 24H198V25H196ZM53 25V26H52ZM69 25H70V27H69ZM111 25V26H110ZM113 25L114 26H116V27H121L120 29H121V34H122V36L121 37H123V38H121V39H124V41H125V39L127 40V41H125V43H124V45H126V46H124V47H122L121 46V43H114V45H112V44H109L108 42H106L108 39H106V38H108V35L109 34H111L110 33V27H113ZM170 25H171V27H170ZM224 25V26H223ZM50 26V27H49ZM65 26H66V28H65ZM132 26V27H131ZM137 27L138 29L137 30H135L136 28H134V27ZM195 26V27H194ZM222 26V27H221ZM251 26H253V27H251ZM125 27H126V29H125ZM131 27V29H130V31H127V30H129V28ZM151 27V28H150ZM230 27V28H229ZM35 28L37 29V30H35ZM64 28V29H63ZM71 28V29H70ZM132 28H133V30H135V31H133L132 30ZM142 28H145V29H142ZM149 28V29H148ZM153 28H155V29H153ZM161 28V29H160ZM166 28V29H165ZM169 28H170V30H169ZM185 28H186V34H182V30H185ZM220 28L221 29H225V30H227V31H225V30H223L222 31V34H221V32H219V31H221L220 30ZM231 29L232 30V32L231 31H229V29ZM34 29V30H33ZM151 29V30H150ZM233 29H234V31H233ZM38 30H40L41 32L39 33V31ZM86 30H88V29H86ZM107 30V31H106ZM109 30V31H108ZM131 30L133 31V32H131ZM188 30V31H187ZM258 30H260V33H259V31ZM34 31V32H33ZM38 32V33H36V32ZM62 31V32H61ZM67 31H69V32H67ZM138 33H137V32ZM154 31V32H153ZM173 31V32H172ZM79 32H77L78 33V39H79V36H81L80 34H79ZM159 32V33H158ZM170 32V33H169ZM189 34H188V33ZM230 32V34L229 35H227V33H229ZM77 33H76V36H77ZM81 33V32H80ZM127 33V34H126ZM148 33V34H147ZM154 33V34H153ZM156 33H158V34H156ZM231 33H233L232 35L233 36H231ZM263 33V34H262ZM31 34V35H30ZM39 34L41 35V36H39ZM135 36H134V35ZM137 34V35H136ZM155 34H156V36H155ZM172 34V35H171ZM224 34H226V37L227 36H231L232 38L233 37H235V38H233L234 39V41H232V39L230 38V37H228L227 38V40H226V37H225V35ZM133 35V36H132ZM139 35V36H138ZM141 35H142V37H141ZM169 35V36H168ZM171 35V36H170ZM182 35H184V37L182 36ZM189 37H188V36ZM239 35V36H238ZM260 35H262V36H260ZM66 36V37H65ZM75 36V37H76ZM104 36H107V37H104ZM132 36V38L131 39H133L134 38V40H131V39H128L129 37H131ZM148 36V37H147ZM161 36V37H160ZM187 36V37H186ZM247 36V37H246ZM40 37H43V39H42V41L44 42V43H46L47 44V48L46 47H43L44 46V44H43V42L41 41V38ZM82 37V36H81ZM135 37H138V38H136L135 39ZM139 37L140 38H142V39H139ZM155 37V38H154ZM166 37V38H165ZM167 37H168V39H167ZM225 37V38H224ZM240 37V38H239ZM40 38V39H39ZM148 38L149 39H151V40H148ZM177 38V39H176ZM185 38H187V40H185ZM246 38H248V40L246 39ZM39 39V40H38ZM144 39H145V42H144ZM227 41V44H226V41ZM135 41L134 43L133 42H131V41ZM136 40H141V41H139V42H137ZM152 40H157V41H152ZM163 40H167L166 42L165 41H163ZM175 40V41H174ZM182 40V41H181ZM229 40V41H228ZM120 41H122V40H120ZM150 41H151V43L153 44V46H152V48H150V47H147L148 45H150ZM174 41V42H173ZM222 41H223V43H224V41H225V45H223V43H222ZM231 41L233 42V44L231 43ZM25 42V41H24ZM23 42V43H24ZM26 42V43H27ZM33 42V43H32ZM56 42V41H55ZM141 42V43H140ZM142 42H143V44H142ZM154 42V43H153ZM164 42V43H163ZM169 42V43H168ZM181 42V44L179 45V43ZM229 42V43H228ZM251 42V43H250ZM138 43V44H137ZM139 43H140V45H139ZM183 43V44H182ZM231 43V44H230ZM247 43H249L248 45H247ZM43 44V45H42ZM118 44V45H117ZM120 44V45H119ZM136 46H135V45ZM141 44H142V46L143 47H145L146 45V48H144L143 50H141L142 49V47H139V46H141ZM146 44V45H145ZM151 44V45H152ZM156 46H155V45ZM165 44V45H164ZM23 45H25V44H23ZM37 45H39V47L37 46ZM138 45V46H137ZM182 45V46H181ZM184 45V46H183ZM27 46V47H26ZM26 46H23L22 48H23V50L26 52V54H28V56H30V53H29V44L27 43L26 44ZM40 46H42V47H40ZM112 46H114V47H112ZM118 46H120V47H118ZM164 46V47H163ZM232 46V47H231ZM116 47V48H115ZM130 47V48H129ZM156 47H159L158 49L156 48ZM160 47H161V51L163 50V48H165L164 50H163V52H161L160 51ZM163 47V48H162ZM182 49H181V48ZM252 47V48H251ZM25 48V49H24ZM28 48V49H27ZM48 48H49V50H48ZM107 48H111V49H107ZM123 48H124V50H123ZM141 48V49H140ZM153 48H156L158 51H156V49H155V52H154V49ZM184 48V49H183ZM226 48H228V50L226 49ZM254 48V49H253ZM27 49V50H26ZM44 49H46V50H48V51H46L47 53H48V58H46L47 57V55H44L43 56V54H44V52L45 51H43ZM116 49V50H115ZM150 49H152V50H150ZM166 49L168 50L169 49V51H170V53H167L166 52ZM171 49V50H170ZM180 49L181 50H183V52H181L180 51ZM253 49V50H252ZM110 50H111V52H110ZM122 50V51H121ZM143 51V52H140V51ZM146 50V51H145ZM43 51V52H42ZM61 51H62V49H61ZM113 51H114V55L117 53V54H120L119 56H117V54H116V57H118V58H123L124 60H123V63H125V64H123L122 63V67H120V69H122V70H119L117 67V65H115V67H114V70L117 72H115L114 70H113V66H110V64H109V61H107V62H105L106 60H108V58H113ZM119 51V52H118ZM124 51V52H123ZM137 51H139V52H137ZM148 51H150L151 52V54H150V52H148ZM252 51H253V53H255L254 55L252 54ZM45 52V53H46ZM51 52V53H50ZM66 52H67V54H66ZM123 52V53H122ZM164 52H166L165 54H166V58L169 60V62H168V60H167V62H165L164 60H165V54L163 55V53ZM186 52V54H184ZM220 52H222V54H223V56H224V58L222 57V54H220ZM41 53H43L42 55H41ZM46 53V54H47ZM54 53V54H53ZM61 53V52H60ZM126 53V54H125ZM154 53V54H153ZM161 54V56L159 57L160 59H161V57H163V61H161L160 60V63H161V65H162V63L164 62V63H171L172 64V66H171V64H168V65H166V64H164V65H158L157 64V62H153L154 60V57L156 56L157 58H158V54ZM172 53V54H171ZM245 53V54H244ZM250 53V54H249ZM51 54V55H50ZM57 55L58 57H56V56H54V55ZM142 54H144V55H148V57L147 58H145L146 56H144V55H142ZM240 54V55H239ZM248 56H247V55ZM38 55V56H37ZM41 56V58H40V56ZM53 55V56H52ZM61 55V54H60ZM77 55V56H76ZM109 55V56H108ZM126 55V56H125ZM141 55H142V58L144 57V59H142L141 58ZM168 55V56H167ZM182 55H184V56H182ZM186 55V56H185ZM226 55V56H225ZM246 55V56H245ZM52 56V57H51ZM174 56V57H173ZM251 56H252V58H251ZM257 56V57H256ZM51 59H50V58ZM55 57L57 58V61L55 60ZM138 57H140V58H138ZM149 57H151V58H149ZM171 59V61L172 62H170V59ZM177 57V58H176ZM53 58V59H52ZM73 58V59H72ZM121 58V59H122ZM125 58H126V60H125ZM133 58V59H132ZM158 58V59H159ZM182 58V59H181ZM238 58V59H237ZM240 58H242V59H240ZM249 58V59H248ZM261 58V59H260ZM46 59V60H45ZM48 59H50L49 61H47ZM79 61H78V60ZM97 59V60H96ZM101 59V60H100ZM117 59V58H116ZM132 59V60H131ZM138 60V62H137V60ZM146 59V60H145ZM152 59V60H151ZM179 59V60H178ZM206 59V60H205ZM223 59V60H222ZM226 59V60H225ZM244 59H246L247 61H244ZM253 59H254V61L256 62V61H259V62H257V64L256 63H254L253 62ZM256 59V60H255ZM258 59V60H257ZM52 60H54V61H52ZM67 60V61H66ZM76 60H77V63H76ZM99 60V61H98ZM142 60V61H141ZM176 60V61H175ZM181 60H183L182 62H181ZM228 60V61H227ZM243 62V64L240 62ZM251 60H252V62L255 64H253L252 62H251ZM38 61V62H39ZM57 63H56V62ZM105 63H104V62ZM125 61V62H124ZM132 61V62H131ZM145 61H147L148 62V64H151L152 62L154 63H152L153 64V66L154 65H156L157 64V66L159 67V69H160V72H159V70L158 71H156V69L158 68H156L155 66H154V68H155V73H156V75L158 74V72H159V75L156 77V75L154 74V72H153V66L152 65H148ZM150 61V62H149ZM152 61V62H151ZM52 62V63H51ZM78 62H79V64H78ZM145 62V63H144ZM221 62V63H220ZM249 62H250V64L252 63L256 68H254L253 67V65L251 64V70H250V68L248 67V66H250V64H249ZM41 63V64H42ZM49 63L53 66H51V65H49ZM55 63V64H54ZM76 63V64H75ZM180 63V64H179ZM63 64V65H62ZM96 64V65H95ZM147 65L146 67H145V65ZM188 66H187V65ZM222 64H226V66H224V65H222ZM228 64H229V67H227L228 66ZM47 65V66H46ZM49 65V66H48ZM128 67H127V66ZM181 65V66H180ZM244 65V66H243ZM67 66H68V68H67ZM73 68H72V67ZM101 66V67H100ZM117 66V67H116ZM131 66H133V67H131ZM150 66V67H149ZM152 66V67H151ZM165 68H164V67ZM167 66V67H166ZM185 66L187 67L186 69H184L185 68ZM203 66V67H202ZM204 66H205V68H204ZM258 66V65H257ZM56 67H60L61 68V70H62V75H61V70H58V71H60L59 73H60V75L61 76H64L65 78H70V79H72L73 80V82H71L72 84H73V87H75V88H70V91H69V93H67V89L63 86L62 87V84L60 83V81L58 80V78L56 77V75L52 72V69H56ZM64 67H66V68H64ZM86 67H88L89 68V70L88 69H86ZM94 67L96 68V70L95 71H93L94 70ZM98 67H100L101 68V71H100V69H98ZM147 67H149V69L147 68ZM168 67H169V69H168ZM172 67V68H171ZM178 67V68H177ZM228 68L227 70H229L230 69V71H227V70H225L226 68ZM243 67H245L244 69H243ZM248 67V68H247ZM261 67H263V68H261ZM64 68V69H63ZM91 68V69H90ZM126 68H129V69H126ZM253 68V69H252ZM50 69V70H49ZM70 69V70H69ZM86 71H85V70ZM148 69V70H147ZM161 69H163V70H161ZM179 69H183L182 70V73L183 74H185V76H183V74H180L181 76H182V79L185 81V84H184V81L180 78V79H178L179 77H180V75L179 74H176V73H178V71L180 72L181 70H179ZM255 69L257 70V71H255ZM76 70V71H75ZM88 70V71H87ZM131 70V71H130ZM140 70H142L143 72H144V74L143 75H141L143 72L142 71H140ZM169 70V71H168ZM172 70H173V72H172ZM184 70H186V72H187V76H186V73H185V71ZM205 70H206V72H205ZM222 70H223V73H222ZM85 71V72H84ZM90 71V72H89ZM134 71V72H133ZM150 71L151 72H153V73H150ZM163 71V76H164V78L166 77V78H169V79H164V78H161V76H162V74H161V72ZM165 71V72H164ZM184 71V72H183ZM225 71V72H224ZM149 72V73H148ZM170 72H172V74L170 73ZM188 72H190V76H188ZM246 72V73H245ZM253 72V73H252ZM257 72V73H256ZM259 72V73H258ZM51 73V74H50ZM67 73H69V74H67ZM91 73V74H90ZM101 73V74H100ZM119 73V74H118ZM148 73V74H147ZM192 73V74H191ZM208 73H209V75H208ZM227 73H228V75H227ZM248 73L250 74V75H248ZM262 73V74H261ZM98 74H100L99 76H98ZM125 74H126V78H125ZM145 74H147L146 76H145ZM151 74V76H150V78L148 77L147 78V76H149ZM165 74V75H164ZM169 74V75H168ZM174 74V76L175 75H177V77L175 76L174 78V80H172L173 78L171 77L172 75ZM221 74H222V76H221ZM224 74V75H223ZM225 74H226V76H228V77H225ZM232 74V75H231ZM261 74V75H260ZM22 75H24L23 73H22ZM136 76V78H135V76ZM155 76V77H153V76ZM192 75V76H191ZM212 75V76H211ZM244 75H246V77L244 76ZM253 75V76H252ZM260 75V76H259ZM119 76H123L124 77V79L125 80H123V82L120 84V80H121V78L119 77ZM140 76H142V77H140ZM145 76V77H144ZM162 76V77H163ZM167 76H170V77H167ZM197 76V77H196ZM208 76H209V78L211 79H209L208 78ZM250 76V77H249ZM259 76V77H258ZM52 77H54V78H52ZM117 77V78H116ZM138 77V78H137ZM187 79H189L190 78V83L189 82H187L188 83V85L190 86L191 84H192V86H191V88L190 87H188V85L186 84V81L187 80H185V78ZM191 77L194 79H191ZM243 77V78H242ZM258 77V78H257ZM263 77V78H262ZM97 78V79H96ZM120 78V79H119ZM147 80H146V79ZM153 78H155V79H153ZM177 78V79H176ZM207 78V79H206ZM218 78H220V79H218ZM226 78V79H225ZM229 78V79H228ZM234 78V79H233ZM244 78H248L247 80L248 81H246L245 82V79ZM254 80V78H255V83H254V81L252 80V79ZM138 79V81H140V82H138V81H136V80ZM140 79V80H139ZM143 79H144V81L146 82V83H144V81H143ZM150 81H149V80ZM160 79V81H159V83H158V80ZM195 79L197 80V81H195ZM206 79V80H205ZM228 79V83H226V80ZM231 79V80H230ZM241 79H244V81L243 80H241ZM250 79V80H249ZM78 80V81H77ZM128 82H127V81ZM154 80H156V82L154 81ZM165 80V81H164ZM169 80L170 81H172L171 83L169 82ZM181 80L183 81V82H181ZM209 80V81H208ZM30 81V80H29ZM96 81V82H95ZM120 81V82H119ZM141 81H143V82H141ZM148 81H149V83H148ZM151 81H153V82H155L156 83V85L157 84H159L157 87L158 88H156L155 86V83L154 84H152L151 83ZM167 81H168V83H167ZM173 81L174 82H176V84L175 83H173ZM180 81V82H179ZM195 81V82H194ZM205 81V82H204ZM213 82V83H210V82ZM237 81H238V83H237ZM16 83H17V81H15ZM119 82V83H118ZM126 82V83H125ZM137 83V84H134L135 86H133L131 83ZM194 82V83H193ZM220 82H222V83H220ZM230 82V83H229ZM249 82V83H248ZM252 82L254 83L253 85H252ZM20 83H21V81H20ZM31 83V82H30ZM128 83V84H127ZM142 83H143V85H142ZM160 83H162V88L160 89L159 87H160ZM174 84L175 86L176 85H178L176 88L177 89H179L180 88V90H174V89H176L175 87L173 88L170 84ZM178 83V84H177ZM236 83H237V85H236ZM245 83V84H244ZM258 83H261V86L263 87V88H261L260 89V84L258 85ZM68 84V86H69V84L70 83H67ZM114 84V85H113ZM124 84H126V85H124ZM151 84V85H150ZM172 84V85H173ZM211 84V85H210ZM218 84V85H217ZM221 84H222V86H221ZM227 85V87L229 86V85H231L230 87H228V91H229V93H230V95H229V99H228V97H227V95L224 93V91H221V89L222 90H224V85ZM229 84V85H228ZM242 84V85H241ZM255 84H257V85H255ZM122 85V86H121ZM124 85V86H123ZM127 85H129L128 87H127ZM131 85V86H130ZM147 85V86H146ZM180 85H182L181 87H180ZM187 85V86H186ZM61 86V87H60ZM146 86V87H145ZM151 87V90H150V87ZM154 86V87H153ZM173 88V92L172 93H175V95L176 94H178L179 95V97H182V99H183V96L185 95V96H188L186 93L187 92H185V91H183V89H181V88H185L184 90H187L188 89V93L189 94H191L192 92L190 91V90H192L193 89V91H195L196 92V94H194L195 92H193V94L191 95V96H193L191 99L192 100H189L190 99V95L188 96V97H184V99H183V102L182 103H184L183 105H182V103H181V101H182V99H180L181 101H179V98H178V95L177 96H175V95H172V93H170L169 94V92H171L170 90H171V87ZM198 86V87H197ZM218 86H219V88H218ZM224 86V87H223ZM234 86V87H233ZM235 86L237 87V88H235ZM242 86V87H241ZM244 86H246L245 87V89H244ZM253 86H255V87H253ZM257 86H260V87H258V89H257ZM22 87H24V86H22ZM69 87H71V86H69ZM125 87H126V89H125ZM137 87V88H136ZM153 87V88H152ZM168 87H170V89L168 90L167 89V91L168 92H165L164 90H165V88H168ZM204 87V88H203ZM220 87H221V89H220ZM81 88V89H80ZM108 88V89H107ZM114 88V89H113ZM133 88V89H132ZM136 88V89H135ZM145 88H148V89H145ZM156 88V92H155V90H153V89H155ZM211 88V89H210ZM213 88H214V90H213ZM216 88H218L220 91H218ZM233 88H235L234 90L236 91H234L233 90ZM240 88V89H239ZM248 88V89H247ZM251 88V91L249 90ZM256 89V90H254V89ZM62 89H64V90H62ZM158 89V90H157ZM159 89H160V91H159ZM190 89V90H189ZM198 89H200V90H198ZM204 89V91H202ZM208 90V93H211L210 94V96H206V95H209V94H207V91L205 92V90ZM216 89V90H215ZM262 89H263V92H261L262 91ZM27 91H29L28 89H26ZM65 90H67L66 92H62V91H65ZM119 90V91H118ZM120 90H122V91H120ZM136 90H137V92H136ZM143 90H147L146 92L147 93H150L149 95H144V93H143V95L146 97V102H145V97H143V95H141V91H143ZM197 90H198V92H197ZM210 90H211V92H210ZM213 90V91H212ZM239 90V91H238ZM244 90V91H243ZM247 90H249L248 92H246ZM260 90V91H259ZM118 91V92H117ZM128 91V92H127ZM136 92V94L139 96V95H141V98H140V96L138 97L137 95H135V92ZM157 91H159V92H157ZM161 91H163V94L161 95ZM175 91V92H174ZM177 91H179V92H177ZM181 91H183L182 93H183V96L180 94V92ZM203 93H202V92ZM214 91H215V93H218L219 95H220V97L223 99V100H226V103H227V105L225 106V101H223L217 94H216V96H217V98H216V96H214L216 99H219L218 101L220 102V100H222V105H223V103H225L223 106V108H222V110H221V106L222 105H220V103L216 100L215 101V103H212L211 104V102L213 101V100H215V98L213 97V95H215V93H214ZM231 91V92H230ZM233 91V92H232ZM241 91H243L242 93H241ZM256 91V92H255ZM126 92V93H125ZM134 92V93H133ZM138 92H140V93H138ZM151 92H153L155 95H157L158 96V98H157V96H155L153 93H151ZM161 92V93H160ZM177 92V93H176ZM191 92V93H190ZM205 92V93H204ZM220 92H221V94H220ZM223 92V93H222ZM235 92V93H234ZM246 92V93H245ZM88 93H90V94H88ZM147 93H145V94H147ZM157 93V94H156ZM159 93V94H158ZM164 93H166V94H164ZM168 93V94H167ZM200 93H202V94H200ZM231 93H232V95H231ZM251 93H254L253 94V96L255 97L254 99H253V97L251 96ZM0 94H1V91H0ZM3 94V93H2ZM70 94V95H69ZM131 94H134V95H131ZM153 94V95H152ZM197 94H200V96L202 97L201 99H200V96L199 95H197ZM233 94H235L236 96L238 95V97L239 98H236L235 100H234V98L236 97V96H234ZM244 94V95H243ZM250 96H249V95ZM115 95V96H114ZM152 96V98H149V96ZM168 95V96H167ZM195 95V96H194ZM199 96V97H197V96ZM223 95H225L224 97H223ZM247 95V96H246ZM133 96H137L135 99H138L140 102H141V99L143 100L144 99V103L143 102H141L142 104L141 105H139V103L138 102H136L134 99H133ZM148 96V97H147ZM159 96H160V98H159ZM164 96H166L168 99H166V98H164ZM172 96V97H171ZM176 98H175V97ZM213 98H212V97ZM233 98V99H230L231 97ZM234 96V97H233ZM243 96V98H241L240 99V97H242ZM66 97V98H65ZM69 97V98H68ZM198 98V99H196V102L195 103H197V101H198V105L197 104H193L194 103V101H195V98ZM205 97V98H204ZM219 97V98H218ZM246 97V98H245ZM72 98V99H71ZM176 100H174V99ZM186 98V99H185ZM209 99V101H208V99ZM245 98V99H244ZM248 98L250 99V102L248 103L247 101H248ZM258 98V99H257ZM64 99V100H63ZM68 99V101H66ZM166 99V100H165ZM173 100L172 102H171V100ZM178 99V100H177ZM203 99V100H202ZM228 99V100H227ZM118 100V101H117ZM120 100H121V102H120ZM126 100V101H125ZM156 100L154 101V102H156ZM185 100H188V102L190 103V106H193V108L192 109H195V111L194 110H191L190 111V106H189V103H188V108H187V103L185 104V102H187V101H185ZM206 100V101H205ZM232 102H230V101ZM232 100H234V101H232ZM253 100V101H252ZM8 101H7V103H8ZM31 101H33V102H31ZM82 101V102H81ZM135 103H134V102ZM169 101L171 102L170 103V107L168 106L169 105ZM179 101V103H177ZM202 101V102H201ZM208 101V102H207ZM211 101V102H210ZM236 101V102H235ZM251 101L252 102H254L255 101V103H251ZM6 101H4V103H5ZM68 104H67V103ZM83 102H85V104L83 105V107L84 108H82L81 106L80 107H78V105H79V103L81 104V103H83ZM91 102H92V104H91ZM94 102H96V103H94ZM153 102V103H154ZM162 102H164V103H162ZM166 102H168V103H166ZM176 102V104L178 105H176L178 108H180V107H182V108H180L179 110H178V112L176 113V111H177V109L178 108H176V106L174 105V103ZM193 102V103H192ZM204 102H207V104H205V105H203L204 104ZM214 102V101H213ZM218 102V103H217ZM233 102H235L236 104H235V110H234V104H233ZM32 103V104H31ZM94 103V104H93ZM100 103V104H99ZM110 103V104H109ZM117 103V104H116ZM138 103V104H137ZM181 103V104H180ZM211 104V106L209 105V104ZM217 103V104H216ZM230 103V104H229ZM250 104L251 106V108L249 107V105H247V104ZM1 104V103H0ZM38 104H40V105H38ZM96 104V105H95ZM101 104H102V106H101ZM214 104V106H212ZM215 104L216 105H218V106H215ZM229 104V105H228ZM239 104H240V106H239ZM254 104V105H253ZM29 105V106H30ZM41 105H44L45 107H43V106H41ZM82 105V104H81ZM88 105H90V106H88ZM98 105V106H97ZM104 105V106H103ZM107 105V106H106ZM117 105V106H116ZM137 105H139V108H141V111H139V109H138V106ZM180 105V106H179ZM182 105V106H181ZM186 106V108L187 109H184V107L183 106ZM201 107H200V106ZM206 105H209V106H206ZM230 105H231V110H230ZM249 107H247V106ZM24 106H25V108H24ZM88 106V107H87ZM93 106V107H92ZM97 106V107H96ZM109 106H111V107H109ZM115 106V107H114ZM119 106V107H118ZM137 106V107H136ZM141 106H143V107H141ZM173 108H172V107ZM194 106H199L200 107V109H198V111H200V112H198V111H196V109H197V107L195 108ZM203 106H205V107H203ZM239 108V109H237V107ZM241 106L243 107V108H241ZM246 106V107H245ZM255 108H254V107ZM99 107V108H98ZM102 107L104 108V110L102 109ZM106 107V108H105ZM121 107H123V108H121ZM207 107V108H206ZM210 108V110L209 111H207L209 108ZM216 107H218V108H220V109H217ZM229 110V112L230 113H228V110H226V108ZM259 107H261V108H259ZM263 107V108H262ZM18 108H19V110H21V111H19L18 110ZM31 108V107H30ZM45 108V109H44ZM85 108H88V110L87 109H85ZM113 108V109H112ZM120 108V109H119ZM143 108H145V109H143ZM174 108H176V109H174ZM202 108H206V109H202ZM214 108V109H213ZM216 108V109H215ZM225 108V109H224ZM244 108H246V109H244ZM2 109V110H1ZM5 109V110H4ZM23 109V110H22ZM25 109V110H24ZM63 109V110H64ZM83 109H85L84 111H82ZM102 110V112H101V110ZM119 109V110H118ZM122 109V110H121ZM201 109H202V111H201ZM212 109V110H211ZM232 109L234 110V112H236V113H234V114H232L233 113V111H232ZM243 110V114L242 113H237V112H240L239 110ZM250 109V110H249ZM255 109V110H254ZM4 110V111H3ZM18 110V113L16 112ZM62 110V111H63ZM64 110V111H65ZM115 110V111H114ZM186 110V111H185ZM204 110V111H203ZM213 110H215V111H213ZM236 110H238V111H236ZM246 110V111H245ZM249 110V112H248V115L247 116H245L246 114H247V111ZM253 110H254V112L256 111V113H253ZM62 111H61V113L59 114V115H61V114H63L62 113ZM73 112L72 114L70 113V112ZM85 111H87V112H85ZM90 111V112H89ZM126 111H127V113H126ZM145 111H148V110H145ZM143 112V114H147L148 115V112ZM173 111V112H172ZM187 111H190V113L189 112H187ZM209 113V114H211L210 115V118L208 117H205L206 115V113L207 112ZM211 111H212V113H211ZM218 111V112H217ZM221 111V112H220ZM222 111L224 112H226L227 114H230L229 115V117L230 116H232V117H228V115L227 114H225V113H222ZM20 112V113H19ZM23 112V113H22ZM34 112V113H33ZM38 112V113H37ZM94 112V113H93ZM117 113V115L115 116V114ZM185 112H187V113H189L190 115H191V117H190V120H192V121H190L189 120V115L187 114V113H185ZM193 112H195L194 114L196 115V117L197 118H195L194 116V118L192 117V114H193ZM198 112V113H197ZM206 112V113H205ZM213 112H215V113H217V115H219L218 117H220V115H221V113H222V115H226V116H224L225 118H227V119H225L224 117V119L222 118V116L220 117V119L218 120V117L217 116H215L216 114L215 113H213ZM89 113H90V115L92 116V117H94V118H92L90 115H89ZM106 115H105V114ZM115 113V114H114ZM124 113V114H123ZM174 113H176V114H174ZM192 113V114H191ZM197 113V114H196ZM219 113V114H218ZM251 113V114H250ZM253 113V114H252ZM258 113V114H257ZM21 114V115H20ZM22 114H24V115H22ZM26 114V115H25ZM34 116H33V115ZM39 114V115H38ZM46 114H47V118H46ZM81 114V115H80ZM87 114V116H85ZM179 114L181 115V117H179ZM182 114L185 116V117H183L182 116ZM198 114H201V115H198ZM203 114H204V116H203ZM209 114H207V116H209ZM213 114V115H212ZM236 114V115H235ZM241 114V115H240ZM11 115V116H10ZM49 115V116H48ZM104 115V116H103ZM110 115V116H109ZM188 115V117H186ZM233 115L235 116V120H236V122H235V120H234V117H233ZM237 115L239 116V117H237ZM243 115V116H242ZM249 115H250V119L254 122L253 124H252V121L250 120V119H248V117H249ZM24 116V118H23V120H22V117ZM26 116V117H25ZM31 116H32V118L33 117H35L34 119H32L31 118ZM37 116V117H36ZM50 116L51 117H53L54 116V120H55V118H56V120H57V125L54 123V122H52L51 123V121H53L52 120V118H50ZM76 116V117H75ZM100 116V117H99ZM109 116V117H108ZM113 116V117H112ZM120 116V117H119ZM131 118H130V117ZM212 116V117H211ZM214 116H215V118H214ZM241 116H242V118H241ZM245 116V117H244ZM251 116H252V118H251ZM255 116V117H254ZM49 117V118H48ZM84 117H86V118H84ZM88 117H90V118H88ZM126 117V118H125ZM174 117V118H173ZM200 117H204L202 120H200L199 118ZM247 117V118H246ZM10 118V119H9ZM26 118V119H25ZM30 118V119H29ZM41 118V119H40ZM44 118H45V122L47 123H45L43 120H44ZM84 118V119H83ZM92 118V119H91ZM97 118V119H96ZM114 119L113 121H112V119ZM145 118V117H144ZM168 118V119H167ZM180 118H182V119H180ZM183 118H184V122H183ZM214 120H213V119ZM217 118V119H216ZM233 120H232V119ZM241 120H240V119ZM244 118V119H243ZM32 119V120H31ZM37 119H39V120H41L40 122H37V121H39V120H37ZM48 119H50V120H48ZM76 119H78L77 121H76ZM90 119V120H89ZM95 119H96V121H95ZM100 119V120H99ZM120 119V120H119ZM171 119V120H170ZM176 119V120H175ZM198 120L197 122H196V124L195 123H192L191 124V122H194V120ZM206 119H208L209 121L211 120V122H209L208 120H206ZM222 119L223 120H226V121H223V123L224 122H226V124H227V122L229 121V120H232L233 122H234V124H233V122L231 121L230 123L232 124H230L229 122V125L227 124V129H226V127L224 128V125L226 126V124L224 123L223 125H222V123H220V122H222ZM229 119V120H228ZM13 120V121H12ZM25 120V121H24ZM80 120H83L82 121V124H81V122H78V121H80ZM116 120V121H115ZM118 120H119V122H118ZM132 120V121H131ZM187 120V121H186ZM228 120V121H227ZM239 120V121H238ZM8 121V122H7ZM11 121V122H10ZM15 121V122H14ZM27 121V122H26ZM32 121L34 122V123H32ZM44 123H43V122ZM50 121V122H49ZM99 121V122H98ZM126 121V122H125ZM133 121H135V122H133ZM174 121V122H173ZM175 121H181V122H178V123H180V124H178V123H176L175 124ZM202 121V122H201ZM205 121V123H203ZM207 121V122H206ZM218 121V123H216ZM220 121V122H219ZM243 121V122H242ZM247 121L250 123V124H248L247 123ZM49 122V123H48ZM76 122V123H75ZM84 122V123H83ZM91 124H90V123ZM101 122V123H100ZM123 122V123H122ZM132 122V124H135V126H136V129L135 130H133V128H132V124H130ZM168 122H170V123H168ZM183 122V124H181ZM190 122V123H189ZM238 122V123H237ZM241 122V123H240ZM245 122V123H244ZM19 123V124H18ZM39 123V124H38ZM43 123V124H42ZM79 123V124H78ZM86 123V124H85ZM93 123V124H92ZM198 123H200V124H202V125H200V124H198ZM208 123H210L211 125H213V127H211L210 128V124H208ZM247 123V124H246ZM35 124V125H34ZM42 124V125H41ZM45 124L46 125H48V126H46L45 127ZM55 124V125H54ZM87 124H89V125H87ZM101 124V125H100ZM116 124V125H115ZM188 124V125H187ZM194 124V125H193ZM205 124H207V125H209V127L206 125V127L207 128H209V130L208 129H206V127L204 126ZM217 124V125H216ZM221 124V125H220ZM238 124V125H237ZM240 124H242V125H240ZM246 125V126H244V127H246V128H244L243 127V125ZM10 125V126H9ZM29 125V126H28ZM39 125H40V127H39ZM44 125V126H43ZM83 125H85V126H83ZM91 125V126H90ZM111 125V126H110ZM180 125V126H179ZM190 125V127H186V126H189ZM200 127H199V126ZM220 125V126H219ZM249 125V126H248ZM13 126V127H12ZM41 126H43V127H45L44 129H43V127H41ZM56 126H57V128H56ZM128 126H130V128L128 127ZM177 126H179V127H177ZM184 127H186L184 130H183V128ZM194 126H196V127H194ZM197 126H198V129L199 130H197ZM201 126H204V127H201ZM218 126V128H224V130L222 129L221 130V132H219L220 131V129H218V128H215V127H217ZM233 126V127H232ZM238 126V127H237ZM239 126H241L240 128H239ZM253 127V129H252V127ZM27 127V128H26ZM29 127V128H28ZM50 127V128H49ZM249 127V128H248ZM257 129H256V128ZM53 128V129H52ZM123 128V129H122ZM182 128V130H180L181 132H178L177 130L178 129H181ZM204 128V129H203ZM212 128H214V129H212ZM235 130H234V129ZM89 129L90 130H92L91 132L89 131ZM95 129H96V131H97V133H96V131H95ZM121 129V131L122 130H124V132H119V130ZM174 129V132L172 131ZM176 129V130H175ZM189 129V130H188ZM192 129H193V132H192ZM213 131L214 130V132L215 131H217L218 130V132H215V133H213L211 130ZM227 131H226V130ZM233 129L234 131L232 132L231 130ZM237 129L239 130L238 132H237ZM242 129V130H241ZM244 129H246L245 131H243ZM43 130V131H42ZM45 130V131H44ZM188 130V131H187ZM194 130H195V132H197V133H199V131L201 132L202 131V133L200 134L199 133V135L197 134H194L195 136H193V133H195L194 132ZM228 130H230V131H228ZM251 130V131H250ZM28 131H29V133H28ZM35 131H36V133H35ZM38 131V132H37ZM47 131V132H46ZM50 131V132H49ZM61 131H63L64 133H62L63 134V136H62V134L60 133ZM68 131H69V133L70 134H68ZM103 131H105V132H103ZM187 131V132H186ZM206 131V132H205ZM208 131V132H207ZM214 134H212L211 132ZM223 131H225V132H223ZM248 131V132H247ZM249 131H250V135L248 134L249 133ZM253 131V132H252ZM44 132V133H43ZM88 132V133H87ZM114 132V133H113ZM126 132V133H125ZM132 132V133H131ZM185 132H186V135H185ZM191 132V133H190ZM227 132H229V134L227 133ZM241 132H242V134H241ZM49 133V134H48ZM77 133V134H76ZM137 134L138 135V137L136 136V135H134V134ZM171 133H174V135L172 134L171 135ZM178 133V134H177ZM180 133H181V135H180ZM190 133V134H189ZM207 133V134H206ZM210 135H209V134ZM218 133V134H217ZM221 133H223V134H221ZM228 134L227 136L225 135V134ZM234 133V134H233ZM237 133V134H236ZM254 133V134H253ZM44 135V138H43V136H41V135ZM73 134V135H72ZM84 134V135H83ZM111 134H113V135H111ZM166 134H167V136H166ZM216 134H217V137L218 138H220V139H218L217 137H216ZM241 134V135H240ZM252 134V135H251ZM31 135V136H30ZM46 135V136H45ZM52 135V136H51ZM54 135H56V136H54ZM95 135V136H94ZM132 135V136H131ZM183 135H185V136H183ZM189 135H191V136H189ZM201 135L202 136H204V135H206V136H204V137H206V139H204V137H203V141H204V143L202 142V137H201ZM212 138V139H210L209 140V136ZM219 135V136H218ZM81 136V137H80ZM126 136V137H125ZM154 136V135H153ZM174 136V137H173ZM198 136V137H197ZM229 136H231V137H229ZM239 136V137H238ZM38 137V138H37ZM39 137H42L44 140L43 141H41L42 139L40 138L39 139ZM54 137V138H53ZM58 137V138H57ZM89 137V138H88ZM168 137H170V139H171V137H172V139L170 140ZM182 137H184V138H182ZM190 137V138H189ZM201 137V138H200ZM240 137H242V138H240ZM25 138V139H24ZM34 138V139H33ZM47 138V139H46ZM57 138V139H56ZM132 138V139H131ZM184 139V140H182V139ZM216 138V139H215ZM231 138V139H230ZM251 138V139H250ZM50 139H52L51 140V142L50 141H48V140H50ZM58 139H59V141H60V143L58 142ZM70 139V140H69ZM93 139H95V140H93ZM131 139V140H130ZM136 139V140H135ZM189 139V140H188ZM200 141H199V140ZM209 140V147H211L210 149H209V147H208V140ZM86 140H87V142H86ZM98 142H97V141ZM102 140V141H101ZM104 140V141H103ZM110 140V141H109ZM112 140V141H111ZM140 140V141H139ZM173 140H174V142L175 143H177V145L173 142ZM187 142H186V141ZM206 140V141H205ZM219 140H221L220 142H219ZM226 142H225V141ZM65 141V142H64ZM68 142V144L70 143L71 144V146H73V148H76V150L77 151H75L74 152V150L75 149H73L72 147H69V145L67 144V142ZM89 141V142H88ZM96 141V142H95ZM100 141V142H99ZM118 141V142H117ZM121 141H123V142H121ZM138 141L140 142L139 144H138ZM178 141H179V143H178ZM185 141V142H184ZM211 141H215V142H212L211 143ZM218 141V142H217ZM236 141V142H235ZM43 142H48V144L46 143V146L43 144ZM50 142V143H49ZM64 142V143H63ZM102 142V143H101ZM104 142H105V144H106V146H105V144H104ZM114 142V143H113ZM117 142V144H115ZM121 142V143H120ZM126 142V143H125ZM137 142V145L135 144ZM173 142V143H172ZM182 142H184V143H182ZM189 142V143H188ZM38 143V144H37ZM97 143H101V144H99L101 147H99L98 145H97ZM132 143H134V145L132 144ZM201 143V144H200ZM205 143H206V145H205ZM214 143V144H213ZM223 143V144H222ZM242 145H241V144ZM60 144H62V145H60ZM64 144V145H63ZM66 144V145H65ZM84 144V146H82ZM92 144V145H91ZM109 144V145H108ZM112 144V145H111ZM122 144V145H121ZM168 144V145H169ZM179 144V145H178ZM185 144V145H184ZM210 144L214 147H212V146H210ZM38 145H41V146H38ZM45 147H44V146ZM138 145H140L139 147H138ZM181 145L183 146L182 148H185V149H182L181 148ZM222 145V146H221ZM239 145V146H238ZM68 146V147H67ZM92 146V147H91ZM95 148H94V147ZM103 146L104 147H106L107 149L105 150V148H103ZM111 146H113V147H111ZM134 146V147H133ZM137 146V147H136ZM172 146V147H171ZM175 148H177V149H175L174 151H173V149H174V147ZM200 148H199V147ZM203 146H205V147H203ZM235 146H237L239 149H237V147H235ZM44 147V148H43ZM58 147V148H57ZM89 147V148H88ZM97 147H99V148H97ZM111 147V148H110ZM130 147H132V148H130ZM202 147V148H201ZM216 147V148H215ZM32 148V149H31ZM50 148H52V150L50 149ZM67 148V149H66ZM70 148H72V150L70 149ZM110 148V149H109ZM130 148V149H129ZM134 148V149H133ZM181 148V149H180ZM189 148V149H188ZM220 148L222 149V151H220ZM228 150H227V149ZM242 148L244 149V150H242ZM53 149H54V151H53ZM82 151H81V150ZM104 149V150H103ZM128 149V150H127ZM160 149V148H159ZM201 149V150H200ZM206 149H209V150H207L206 151ZM212 149V150H211ZM235 149H236V151H235ZM69 151L70 152V155L67 153V151ZM112 150H113V152H112ZM130 150V151H129ZM134 150V151H133ZM140 150V151H139ZM179 150V151H178ZM180 150H181V152H180ZM188 150V151H187ZM202 150H204L203 152H202ZM214 150H215V152H214ZM225 151V154H224V156H225V159L224 158H221V157H224L223 156V153H224V151ZM78 151H79V153H78ZM110 151V152H109ZM142 151V152H141ZM172 151V152H171ZM214 152V153H209V152ZM219 151L220 152H223L222 153V156H221V154L219 155ZM229 151V152H228ZM238 151L239 152H241L240 153V155H239V153H238ZM52 152V153H51ZM171 152V153H170ZM174 152V153H173ZM177 152V153H176ZM201 152V153H200ZM108 153V156L107 157H105L106 155L105 154H107ZM113 153V154H112ZM118 153V154H117ZM121 153V154H120ZM174 155H173V154ZM238 153V154H237ZM246 153V152H245ZM76 154V155H75ZM101 154H103V155H101ZM120 154V155H119ZM138 154V155H137ZM176 154V155H175ZM198 153H197V155H199ZM210 154H213L212 155V158H210L211 157V155ZM234 154V155H233ZM82 155H84V156H82ZM116 155V156H115ZM137 155V156H136ZM140 155V156H139ZM173 156V158H172V156ZM177 155H179V156H177ZM2 156H4V157H2ZM118 156V157H117ZM135 156H136V162H135ZM207 156H209V157H207ZM238 158H237V157ZM77 157V158H76ZM103 157H101V159H104ZM119 157H120V160H119ZM138 157H140V158H138ZM69 158H70V160H69ZM116 158V159H115ZM124 158V159H123ZM206 158H208L207 160H206ZM215 158V159H214ZM239 158H240V160H239ZM242 158V159H241ZM44 159V160H43ZM52 159V160H51ZM90 159V160H89ZM179 161H181V163L179 164V162H178V164H177V160ZM239 161H238V160ZM9 160H11V161H9ZM22 160V161H21ZM31 160V163L29 162ZM75 160L77 161L76 162V164H74L75 163ZM119 161V162H115V161ZM127 160V161H126ZM138 160V161H137ZM203 160V159H202ZM214 160V161H213ZM222 160V161H221ZM233 160V161H232ZM66 163H65V162ZM134 161V162H133ZM235 161V162H234ZM60 162V163H59ZM70 162V163H69ZM123 164H122V163ZM221 162V163H220ZM242 164H241V163ZM91 163V164H90ZM120 163V164H119ZM135 163H137L138 165L137 166H135L136 164ZM225 163V164H224ZM239 163V166H237V164ZM18 164V165H17ZM24 164V165H23ZM89 164V165H88ZM121 164L123 165V166H121ZM125 164V165H124ZM128 164V165H127ZM133 164H135L134 165V170H133ZM60 165H61V168H60ZM70 165V166H69ZM131 167H130V166ZM143 165V166H142ZM229 165V164H228ZM25 166V167H24ZM31 166V167H30ZM73 166V167H72ZM128 166V167H127ZM142 166V167H141ZM241 166V167H240ZM20 167V166H19ZM62 167H65L66 169L64 170ZM87 167V168H86ZM89 167V168H88ZM137 167V168H136ZM139 167H141L140 169H141V171H140V169H139ZM25 168V169H24ZM144 170H143V169ZM181 167H179V170H181V174L182 175H184L183 173H182V169H180ZM183 171H185L186 169H184L185 168V166L183 165ZM236 168V169H237ZM63 170V171H65V172H59L60 170ZM78 169V170H77ZM87 169V170H86ZM103 170H105V169H107V168H102ZM138 169V170H137ZM66 170H67V172H66ZM80 170V171H79ZM125 170V171H124ZM232 170H233V168H232ZM89 171V172H88ZM93 171V172H92ZM126 171H127V173H126ZM131 171V172H130ZM144 171V172H143ZM234 171H235V168H234ZM69 172H71L72 173V175L71 176H69L71 173H69ZM86 172V173H85ZM95 172V173H94ZM138 172V173H137ZM139 172H141V174L139 173ZM163 172H164V168H163ZM233 172V171H232ZM28 173H30V174H28ZM42 173V174H43ZM56 175H55V174ZM58 173H60V174H58ZM62 173H63V175H62ZM92 173H94V174H96L97 175V177L94 175V174H92ZM136 173V174H135ZM184 173H187V171L186 172H184ZM229 173L231 174V172L229 171ZM51 174V175H52ZM58 174V175H57ZM64 174L66 175V177H64ZM79 174V175H78ZM138 174H140V177L142 178L143 177V179H144V181H143V179H141L140 177H139V175ZM234 174V173H233ZM232 174V175H233ZM85 175V176H84ZM88 175V176H87ZM128 175V177H126ZM136 175V176H135ZM146 175V176H145ZM181 175V176H182ZM211 175V174H210ZM234 175H236V174H234ZM233 175V176H234ZM68 176V177H67ZM91 176H92V178H91ZM94 176H95V178H94ZM55 177H54V180H55ZM82 177V178H81ZM134 177H135V180H134ZM146 179H145V178ZM183 177V179H184V176H182ZM211 177H212V175H211ZM73 178V179H72ZM81 179V180H80ZM93 179V180H92ZM94 179L96 180L95 182H96V184H95V182H94ZM129 180V184L127 183V181ZM235 179V178H234ZM70 180V181H69ZM88 180V181H87ZM126 180V181H125ZM137 180V181H136ZM141 180H142V182H144V183H140L141 182ZM53 181V180H52ZM63 181H64V184H61V183H63ZM72 181V182H71ZM93 181V182H92ZM103 182V183H101V182ZM131 181V182H130ZM140 181V182H139ZM213 182L215 181V178H214V180H212ZM50 182V181H49ZM61 182V183H60ZM68 183V184H65V183ZM126 182V183H125ZM141 184V187H140V184ZM217 182V181H216ZM71 183V184H70ZM94 183V184H93ZM54 184L56 185V183H55V181H54ZM105 184V185H104ZM139 184V185H138ZM192 184H194V186H196L195 185V182H193ZM2 185V186H1ZM6 185V183H4V180H0V187H2V188H0V193H2L3 191V189L5 190V188H6V190H7V186H5ZM74 185V186H73ZM86 185V186H85ZM88 185V186H87ZM95 185H96V187H95ZM98 185V186H97ZM133 186V188H132V186ZM136 185L138 186V188L136 187ZM143 185V186H142ZM213 185H216V183L214 184V183H212L211 184V186H210V188L209 189H207L208 191H209V193L212 195V192H214L213 193V195L214 194H217V187H215V186H213ZM71 186V187H70ZM102 188H101V187ZM146 186V187H145ZM193 186V187H194ZM249 186V185H248ZM69 187V188H68ZM89 187V188H88ZM143 187H145L146 189H144ZM148 187V188H147ZM197 187V186H196ZM72 188V189H71ZM84 188V189H83ZM86 188V189H85ZM195 188V187H194ZM101 189V190H100ZM103 189V190H102ZM136 189H139L138 191H136ZM141 189V190H140ZM89 191V192H86V191ZM131 190H133V191H131ZM187 189H184V190H182V191H180L181 193L183 192V193H186V194H184L183 195V193H182V197H181V193L178 195L180 198H178L179 199V202H178V200H177V202L178 203H180V204H178L177 203V206L180 208L182 205V209H184V211H186V209L188 208V207H191V206H189V204H187L188 203V201H190L191 200V204H193V206H192V210H193V218H194V221H195V216L196 217H198L197 219H196V221H195V230H197V233H198V231H199V233L197 234V237H196V234L194 235V237L196 238L195 240L197 241V242H199V243H197L196 244V246L198 247V249H197V251L200 253H198L197 255L200 257V259L198 258V256L196 255V259H198V262H199V260H200V262L198 263H194V264H200L201 263V261H204L205 260V262H206V264H234V263H231L232 261L230 260V258L228 257L227 259L229 260H227L228 261V263H226V257H227V255H225V252H224V246H222L223 245V243H222V240H221V237H219L220 235L218 234V232L220 233V230L219 231H217V229H215V227H214V224H213V222H209V220H208V223H205V224H202L201 222H202V217L203 216H207L208 214H207V212H208V209L209 208H211V207H209V204L208 205H206V206H208V207H205L206 209H207V211H206V209L204 208V211H202V209H200L202 212H203V214H205V215H198V214H201V211H199L198 209L199 208H201V207H199L200 205V203H201V201H202V199L203 200H205L204 199V197L205 196H203L202 194H200L201 192H199V190H197L196 188H195V191L197 190V193H199V194H197L196 195V193L194 194L195 196H192L190 193V195L192 196H190V198H193V199H190L189 198V194H187V192L188 191H186ZM210 190L212 191V192H210ZM61 191H64V189L63 190H61ZM83 191V192H82ZM92 191V192H91ZM97 191V192H96ZM105 191V192H104ZM86 192V193H85ZM85 193V194H84ZM89 193V194H88ZM100 193H101V195H100ZM116 193V194H115ZM87 194V195H86ZM95 194V195H94ZM104 194V195H103ZM147 196H146V195ZM90 195V196H89ZM103 195V196H102ZM112 197V198H109L110 196ZM199 195H201V198L199 197ZM94 198H93V197ZM105 196V197H104ZM138 196V197H137ZM140 196H142L141 198H140ZM186 196V197H185ZM188 196V197H187ZM215 197H216V195H214ZM89 197V198H88ZM100 197V198H99ZM150 197V198H149ZM195 197V198H194ZM104 198H106L105 200H104ZM113 198H115V199H113ZM144 198V199H143ZM185 198H187V200L185 199ZM217 198V197H216ZM218 198H220L219 196H218ZM78 199V200H77ZM83 199V200H82ZM90 199V200H89ZM95 199V200H94ZM147 199H149L148 201H147ZM152 200V202H151V200ZM181 199V200H180ZM185 199V200H184ZM197 199V201H195V203H197V202H200L199 204L197 203L196 205L194 204V201H192V200H196ZM114 200V201H113ZM143 200V201H142ZM198 200H200V201H198ZM105 201L107 202V203H105ZM182 201H183V203H185V205L182 203ZM207 201V200H206ZM218 201V200H217ZM93 202V203H92ZM101 202V203H100ZM144 202H146V203H144ZM149 204H148V203ZM187 202V203H186ZM94 203L97 205H94ZM98 203V204H97ZM103 203V204H102ZM146 204V206H143L144 204ZM213 203V202H212ZM212 203H210V205H212ZM92 204V205H91ZM103 206H102V205ZM106 204V205H105ZM107 204H108V207H107ZM112 204V205H111ZM140 204H142V205H140ZM182 204V205H181ZM31 205H35V206H31ZM36 203H31L30 205H29V208L28 209H26L27 210V212H30L31 213V215L30 214H28L27 212H22V215L23 216H21V219H23L24 220V222H23V220H22V223H24L25 224V222H27L28 220H26V219H28L30 216H34V215H36V212H35V207H36ZM51 205H52V207L54 206L53 205V203H51ZM96 206V208L94 207V206ZM105 205V206H104ZM147 205H150V207L149 206H147ZM152 205H154V206H152ZM180 205V206H179ZM188 205V206H187ZM199 205V206H198ZM202 205V204H201ZM31 207H32V209H31ZM33 207L35 208V209H33ZM99 207V208H98ZM153 207V208H152ZM204 207V206H203ZM103 208H104V210H103ZM144 208V209H143ZM153 210V211H151V209ZM33 210V212L31 211V210ZM94 211H93V210ZM100 209V210H99ZM102 209V210H101ZM96 210H97V212H96ZM110 210V211H109ZM126 210V209H125ZM147 210V211H146ZM197 210V211H196ZM102 211H104V212H102ZM116 211V212H115ZM206 211V212H205ZM101 212V213H100ZM114 212H115V214H114ZM24 213H25V216H26V214H28V216L27 217H24ZM90 213V214H89ZM92 213V214H91ZM100 213V214H99ZM145 213H147V214H145ZM151 213H152V215H151ZM196 213H197V215H196ZM86 214V215H85ZM145 214V215H144ZM30 215V216H29ZM88 215V216H87ZM90 215H91V217H93V215H95L94 216V219H92L91 217H90ZM99 215V216H98ZM101 215V216H100ZM104 215V216H103ZM105 215H106V217L107 218H109V220L111 221V222H107V221H109L106 217H105ZM115 215V216H114ZM150 215V216H149ZM195 215V216H194ZM109 216V217H108ZM114 216V217H113ZM145 216V217H144ZM23 217V218H22ZM31 217V218H32ZM87 217V218H86ZM99 217H101V218H99ZM103 217H105V220H104V218ZM146 217H148L147 219H149L150 221H148L147 219H146ZM150 217V218H149ZM213 217V216H212ZM91 218V219H90ZM123 219V220H120V219ZM201 220H200V219ZM214 218H215V216H214ZM88 219H89V221H88ZM107 219V220H106ZM198 219H199V221H198ZM95 220V226H94V223H93V221ZM97 220V221H96ZM153 220V219H152ZM210 220H212V218L210 219ZM4 221H6V219L4 220ZM91 221V222H90ZM106 221V222H105ZM116 221V222H115ZM88 222H89V224H88ZM96 222H99V223H97L98 225H100V226H97V224H96ZM148 222H150V224L148 223ZM199 222H200V227L199 228H197L198 226H199ZM100 223H105V225L104 226H102ZM116 223V224H115ZM113 224V225H112ZM136 224H138V223H136ZM151 224L153 225V226H151ZM197 224V225H196ZM207 224H208V226H207ZM90 225H91V227H90ZM111 225V226H110ZM148 225H150V226H148ZM210 225H211V227L212 228H210ZM110 226V227H109ZM114 226V227H113ZM136 225H135V223L133 224V228L135 229H132V231L134 230V234L132 235V239H133V237H135V232H136V228L137 227H135ZM91 229H90V228ZM95 227V228H94ZM147 227V228H146ZM157 228L156 229V231H159V232H156L155 233V228ZM209 229H208V228ZM103 230H102V229ZM106 228V229H105ZM110 228H111V230H110ZM187 228V227H186ZM203 228V229H202ZM214 228V229H213ZM89 229V230H88ZM102 231H101V230ZM104 229H105V232H104ZM107 229H108V231H107ZM205 229V230H204ZM121 230H123V232L121 231ZM151 230V231H150ZM153 230V231H152ZM206 230H208V233H209V235H207V232H206ZM109 231H110V233H109ZM119 231V232H118ZM147 231V232H146ZM215 231H217V232H215ZM9 232V231H8ZM109 233V235L107 234V233ZM116 234H115V233ZM144 232V233H143ZM195 232V231H194ZM204 232H206V233H204ZM214 232V233H213ZM91 232H89L88 234H89V236L90 235H92V233L90 234ZM103 233L105 234L106 233V235H103ZM113 233V234H112ZM121 233L123 234V235H121ZM204 233V234H203ZM212 233H213V235H212ZM218 235H217V234ZM221 234V233H220ZM92 235V236H93ZM115 236L116 237V235H118L117 236V239L116 240H114V237L113 236ZM152 235L155 237H152ZM203 235H207V237H208V239H207V237L205 238V240L203 241V239H204V237L205 236H203ZM217 236V237H219V238H217L216 237V239H215V237L214 236ZM105 236V237H104ZM110 236V237H109ZM123 236V237H122ZM96 237V238H95ZM111 238V240H109V238ZM113 237V238H112ZM129 237H130V235H129ZM137 237V236H136ZM198 237H200V238H198ZM20 238H22V237H20ZM91 238V237H90ZM108 239V240H106L108 243H107V245L104 247V245L106 244V242L104 241L105 239ZM123 238V239H122ZM151 238V239H150ZM152 238H154V239H152ZM96 239V240H95ZM98 239V240H97ZM104 239V240H103ZM142 239H145V241L144 240H142ZM206 239H207V241H206ZM219 239H220V241H219ZM141 242H140V241ZM151 240H153V242L151 241ZM157 240V239H156ZM158 240H160L159 238H158ZM216 240V241H215ZM98 241V242H97ZM114 241H115V243H114ZM151 241V242H150ZM209 241V242H208ZM215 241V242H214ZM103 242H105V243H103ZM140 242V243H139ZM144 242V243H143ZM146 242V243H145ZM147 242H148V244H147ZM93 243V244H92ZM101 243V244H100ZM112 243H114V244H112ZM154 245H153V244ZM203 243H204V245H205V247L206 248H204L203 246ZM98 244V245H97ZM147 247H145V246ZM98 246V247H97ZM100 246V247H99ZM108 246H110V247H108ZM114 246V247H113ZM116 246H118L117 248H116ZM195 246V247H196ZM90 248V249H91ZM96 248V249H95ZM101 248V249H100ZM107 248H109L108 249V252H110L108 255V259H111V261L110 260H107ZM113 248V249H112ZM149 248V249H148ZM154 248V249H153ZM2 249V248H1ZM97 249H99V250H97ZM113 250V252H112V250ZM146 249H147V253H146ZM156 249V250H155ZM200 249H202V250H200ZM206 250V252L205 253H203L204 252V250ZM94 250H95V252H94ZM143 250H144V252H143ZM1 252V251H0ZM106 253V255H105V257H104V254ZM116 252V253H115ZM152 252H155L154 254L152 253ZM2 253V252H1ZM93 253V254H92ZM102 253V254H101ZM112 253V257L110 256V254ZM150 253H152V254H150ZM202 253H203V256H202ZM8 254V253H7ZM98 254V255H97ZM113 254H114V256H113ZM140 254V255H139ZM148 254H150V255H148ZM158 254V253H157ZM209 254V255H208ZM10 255V254H9ZM92 255H94V256H92ZM97 255V256H96ZM100 255V256H99ZM143 255V256H142ZM145 255V256H144ZM99 256V257H98ZM136 256V257H135ZM140 256H142V257H145V259L144 258H142V257H140ZM156 256V255H155ZM155 256H154V258H152L151 257V261H153V262H151L150 261V264H155V262H154V260L156 261V259H155ZM93 257H94V259H93ZM103 257V258H102ZM202 257V258H201ZM215 257V258H214ZM96 258V259H95ZM98 258V259H97ZM147 258V259H146ZM204 258V259H203ZM220 258V259H219ZM196 259H195V261H196ZM203 259V260H202ZM223 259V260H222ZM87 260H88V257H87ZM95 262H94V261ZM106 261V262H108V263H106V262H104V261ZM213 260V261H212ZM216 262H215V261ZM138 261L139 260H137V262H136V260L134 261L135 262V264H139L138 263ZM148 261V262H147ZM225 261V263H223ZM23 262V261H22ZM21 261L20 262H18L17 261V263L16 264H18V263H22ZM118 262V261H117ZM130 262V258H128V260H127V263H129ZM134 262H130L129 264H134ZM230 262V263H229ZM127 263H123V264H127ZM202 263H204V262H202ZM23 264V263H22ZM122 264V263H121ZM205 264V263H204Z\"/></svg>",
	"mask_w": 264,
	"mask_h": 264
}]
</instances>
